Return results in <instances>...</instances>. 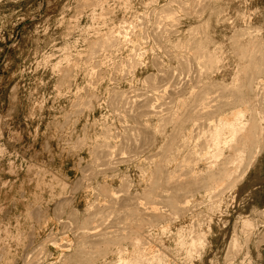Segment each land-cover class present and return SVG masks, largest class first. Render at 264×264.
Wrapping results in <instances>:
<instances>
[{"label": "rangeland", "instance_id": "1", "mask_svg": "<svg viewBox=\"0 0 264 264\" xmlns=\"http://www.w3.org/2000/svg\"><path fill=\"white\" fill-rule=\"evenodd\" d=\"M81 1H82V3H81ZM88 1H89L88 2L89 4H87V0H0V251L2 250V253H0V256H1L0 258L2 261L0 260V264H2V263L3 264H11L12 263L13 264L14 262H15L14 264H23L24 260H25L24 264H27L26 262L28 260L26 261V259L31 260L30 256H28V255H31V252L34 251V249L36 251V253L34 251V253L36 255L38 253L37 250L39 249V247L44 245V244L42 245V243H45L48 240L49 241L51 240V241L50 242L48 241L47 243H45V246L42 247L43 249L45 248V250H43L41 248L39 249V250L43 251V254L40 251V253L42 254V257H43L41 259L42 262L40 261L41 262L40 264H64V263L66 264V263H70V262H71L70 264H84L82 260L83 259L86 260L88 257H89L88 258L89 260L87 259L88 264L89 263H91V264H102V263L103 264H106V263L112 264V263H116V261L118 259V255H119V254H117L118 250H122L123 255H125L127 257H134L135 252H133V251L135 250L134 249L135 243H134V245L132 243L137 238L135 233L138 232V233L142 234L145 231L147 234L148 231L150 230V228H152V233L154 236V242L157 244V247L158 248L161 247L163 249L166 248L165 251L167 250V252H166V255H167L166 260L167 261L163 262V264H174V263L175 264H186V262H187V264H264V214H263V211H264V150H263L262 154L259 156V158L257 159V161L255 162V164L253 165V167L250 168V171L246 174V177L242 181H240L241 183L239 182L236 185L237 187H233V185L227 186L228 184L226 185L227 187H230V188L232 187L231 189L234 188L233 191L230 188H228V190H226V188H227L226 186H223L224 187L223 190H225V191L219 190V191H221V193L217 191L218 193L215 192L214 193L215 195L214 194L207 195L205 193V191H203L201 189H200V191H198V188L192 189L191 190L192 194H189L188 192L183 191V192H185V194L187 193L185 195L186 196L185 198L189 197L187 200L190 202L189 203L190 205H188L190 212H188L186 214H183L182 210L180 211V209H175V207L170 206L171 202H169L170 204L165 203L167 200H163L164 202L161 203L162 202L161 200L163 199L162 197L166 198V196L168 194L166 192H165L166 194L164 192H162L163 196L161 195V191H164L163 188H165V189L167 188L166 185H168L167 189L169 191H173L174 189L177 188L178 185L177 186L175 185L176 183H178V180L176 179L177 173H174V170L178 169V166L183 162V159H185V157L188 155V152L190 150L189 145L185 144L183 142V139L180 136L181 135H189L193 138V140L191 141V142H193L195 140V136L192 134L194 132L199 133V129L201 128V127H199V129L197 131L196 128L198 126H200L197 124H201V122H202V124H204L207 121V119L205 118V115H204V117L202 116V118H205L206 120L204 119V121L202 120L200 122L201 117L197 118L200 120H198L197 124L194 126V125H192L193 123L190 122V120H188V118L186 119V117L188 116L186 113L190 112L189 110L191 109V107H189V106L191 105V103L194 100L196 101V98L198 97V95H200L199 91L201 89L203 90V88L205 91V90H207V88L205 89V87L209 88V86L212 87L213 89L216 88V90L218 89V87H220L221 89L223 88L224 90H226V87H230V88L234 89V87H231V85L234 84L233 83L234 81L232 80L233 77L236 78L237 76H239V77H237L238 79L240 78L242 81H244V80L247 81V78L245 79V77H247L248 75L249 76L251 75L250 73L252 72V69L251 70L249 69L248 74H247V71H246V73L242 72L244 69L241 66H244L243 64H245V62H244L245 60L239 61L240 60L239 57H241L240 55L242 54V52H240L242 49V44H243L242 43L243 38L241 39L242 34H243L242 31H243V29H246L247 26L251 27L250 32H252V34L254 36H259L260 39L262 38V40L264 41V0H215L216 3L213 0H212V2H210L211 0H206V1H209L208 4L211 3L210 4L211 6L208 5L209 6L208 7L206 5L207 3H205V5L203 6V10L205 12H203V10L201 9L202 8L201 5L199 8L198 7L199 5L198 6L196 5L198 3H194L195 2L194 0H128V1L127 0H119L120 2L118 0H110V1L109 0H95V1L94 0H88ZM90 1H94V2L90 3ZM104 1L105 2L107 1L106 2L107 5L105 4ZM116 1H118V2L115 3ZM129 1H130V3H132V5L129 3ZM151 1H154L153 6L151 5L152 4ZM123 2H125V3H123ZM126 2H127V5H125ZM180 2H183L182 4H179L181 6L178 5V3H180ZM77 3H78L79 7L77 6ZM192 3L194 5H196L197 8L192 7V6H194V5H191ZM86 4L90 5V6L88 7ZM91 4H92V6H91ZM100 5L101 6L104 5V6L101 7ZM128 5L130 6L129 7L130 9L127 8ZM168 5H170V6H168ZM202 5H203V3H202ZM75 6H77V7L75 8ZM95 6L97 8L101 7V9L99 10V9L95 8ZM107 6H109V7H107ZM205 6L208 7L207 11L205 10L206 9ZM179 7H182V8H179ZM185 7H187V9ZM89 8H91V9L89 10ZM114 8L119 9V10H116ZM163 8H164V10L167 9L169 11H170V9L174 10L172 12L175 13L176 16L178 17L177 20L179 23L177 22V23H175L176 25H172L174 23L172 20H170V22L166 21L161 26L159 23H161L162 20L159 17V15H157V14H160L162 12L161 10H163ZM108 9L110 11L112 9V12L113 11H115V12L109 13V16H108V12H109ZM120 9H121V12H120ZM94 10L96 11V14H95ZM101 10H102V12H101ZM103 10H105L106 12L103 13ZM186 10L189 12H187ZM197 10H199L200 12ZM201 10L203 13L201 12ZM91 12L92 13L94 12V13L92 14ZM152 12L154 13V15ZM186 13H188L187 14L188 17L186 16ZM197 13L200 15L202 14L201 17ZM97 14H99V16L96 17ZM112 14H113V16L115 15L116 17L110 16ZM104 15H106L107 17ZM155 15H157V16H155ZM191 15H194V16H192L193 18H190ZM242 15H244L245 19L246 18L247 19L246 20L242 19ZM91 16H93V17H91ZM102 17H104L105 19L103 18V20H102L101 19ZM157 17L160 18V22L157 20V24H159V26L158 25L156 26L160 30L159 33H158L159 30L157 31L156 30L157 28L154 27L156 25L155 20ZM90 18H92V19H90ZM93 18H94V20H93ZM132 18H134V19H132ZM76 19H77V21H76ZM89 19H90V21H89ZM95 19H97V20H95ZM108 19L110 21H108ZM68 20H69V22H68ZM92 20H93V23H90V22H92ZM132 20L135 23L132 22ZM165 20L166 19H164V21ZM164 21H162V22H164ZM245 21H246V23H245ZM101 22H103V23H101ZM130 22H132L133 26L135 25V27H132V25H130ZM70 23H72V24H70ZM104 23H105V26L103 25ZM125 23L127 24L126 28H125L127 36H125L126 35L125 31H124V29H122L123 27H125V25H124ZM138 23L141 26L143 23L145 27L140 26L141 27L140 28L138 26L139 25ZM206 23H208V25ZM75 24H76V26H74ZM204 24L209 26V27L211 26L210 28L207 27V29H206L207 33H206V31L203 32L201 30L202 27L198 28V25L203 26ZM68 25H70V27ZM93 25H94V27H93ZM121 25H124V26H121ZM128 25H130V27L133 28L132 29L133 31L135 30L137 32V33L136 32L134 33L135 35L133 34V31L131 30V28L128 27ZM205 25L203 26L204 30L206 28ZM97 26H98V28L96 29L97 30V32H96V30L94 31L93 28H96ZM110 26H111V28H110ZM113 26L115 27V29ZM137 26H138V28H137ZM196 26H197V28H196ZM104 27H105V29H104ZM147 27H148V36L146 35L147 32L142 33L145 31L144 29H146ZM82 28H84V29H82ZM136 28L140 29V30H136ZM154 28H156V29H154ZM160 28H162V30ZM163 28H165L166 30L165 29L163 30ZM190 28H191V30L192 29H195V30L199 29L198 32H196L197 40L195 39L196 37L190 36L191 35L190 34V32H191ZM152 29L154 31H156L155 33H158L160 36H157L158 34L156 35ZM167 29H169L171 32H173V29H174L173 35H171L172 33L171 32L169 33V30H167ZM236 29H237V31H236ZM241 29H242V31H241ZM108 30L109 31L113 30L114 32L117 31L115 33L116 35L122 33V31L120 33H118L120 30L124 31L122 33V35H119L120 37L123 36V37H121V40L123 42L122 46L120 48H114V49L110 48L111 50L107 49L104 53H103L104 50L100 49L101 52L100 51L97 52L99 54H96V55L97 56L99 55V56H98V58H97V56L94 58L95 59V63H94V62H92V61H94L92 58L93 55L89 56V53L91 51L93 52V49H94L95 53H96L95 50L99 49V48L94 46L95 45L94 39L96 36H97L96 37L97 39L99 36H101V35L98 36V34L102 33V35H104L103 33H106V34L109 33ZM99 31H100V33H99ZM127 31H129V32H127ZM139 31H142V32L140 33ZM146 31H147V29H146ZM162 31L163 32L168 31V33L165 32L164 36H162L163 35L161 33ZM188 31H190V32L188 33ZM65 32H67V33L64 36ZM93 32H95V33H93ZM175 32H177V33H175ZM151 33H154L156 35L154 37L155 41L152 39L154 34H151ZM69 34H70V36H68ZM95 34H97V35H95ZM136 34H138V36ZM141 34H143V35H141ZM165 34H167V35L170 34V35L166 36ZM205 34H207V35L205 36ZM85 35H87V36L85 37ZM92 35H95V36L92 37ZM144 35L147 36L148 39H146ZM203 35L206 37L205 40H204L205 37ZM89 36H91V38ZM161 36H162V38H159ZM189 36L191 37V39L196 40V44H195V42L194 43L189 42L190 41V40H188ZM126 37H128V40H126V41L123 40ZM134 37H136V38L134 39ZM137 37L139 38V40H140V38L144 39L143 42H142V40H140V41L143 43V45L145 43L146 45H144V46H147L148 49H144V46L141 44V42L138 40ZM129 38H130V40H129ZM158 38L161 41V43H160V41L158 42V43H160V45L156 43L157 42L156 40ZM201 38H203V39L201 40ZM79 39L81 41H79ZM136 40H137L138 44L136 43ZM200 40H201V43L204 44L203 46H205V48L208 49L209 52H211V53L218 51L220 46L223 47V48L220 47V48H222V50L220 49V51H218L220 54L223 53V62L221 63L222 65L219 64L217 67V68H220V71H218L219 69H217V68H216L217 70L215 69V71L213 69L214 72L212 70L210 71V69H209L208 70L209 72H207L206 77L204 75L203 76L198 75L199 74L198 73L197 75L200 77V79L204 78L203 80L201 79L202 81L201 80L198 81L195 77L196 76L195 71H197L195 69L197 66L192 67L193 70L191 71V74H190V71L188 68L186 69V73H184L185 70L183 72H180L181 70H183V68L181 66L187 67V66H189L188 64L191 65L190 62H187L189 60H186V59H188L190 57L189 59L191 61L193 59V57H197L199 55V54H197L198 51L196 52V54L194 51L198 50L197 48H198V45L200 44ZM210 40H212V41H210ZM239 40H240V42H239ZM179 41L180 42H187L188 41L189 45L193 43L191 48H194V49L191 50V48H189L188 49L189 52H187L186 48H182L181 50H183V51H185V49H186L185 53H183L180 49H177V48L176 49L178 51L176 49L174 50L173 49V47H175L174 45L177 44ZM207 41H210V43ZM77 42H79V43H77ZM91 42L92 43L94 42L93 43L94 45ZM127 42H132V44L130 43V45L132 47ZM154 43H156L157 47L155 46ZM207 43L209 45H207ZM239 43H242V44H240V46H239ZM124 45H125V47H124ZM67 46H68V48H67ZM69 46H70V48H69ZM86 46L89 49L92 48V46H94L96 49L93 47V49L89 50ZM164 46H165V48L167 47L166 49L168 52L166 51ZM208 46H209V48H208ZM122 47H124V48H122ZM138 47L140 48V51L138 50L139 49ZM186 47H188V45ZM74 48L76 49V51ZM125 48H127V49H125ZM117 49H120V50L115 52V50H117ZM133 50H135V51H133ZM164 50L166 52H164ZM169 50H170V53H169ZM80 51H82V54ZM86 51H88V52H86ZM191 51H193V52H191ZM221 51H223V52H221ZM63 52H64V54H62ZM66 52L67 53L69 52V54L67 55ZM92 52H91V54L94 53V52L93 53ZM143 52H145V53H143ZM86 53L88 54V56H84V55H87ZM95 53H94V55H95ZM106 53H108V54L106 55ZM131 53H132V55H131ZM142 53H143V56H145V54H147V56L142 58L141 57ZM166 53H169V54H166ZM187 53H188V55H190V54L194 55L195 54V56H189L188 57V55H186ZM77 54H78V56H77ZM137 54L138 55L140 54V55L137 56ZM111 55H112V57H111ZM183 55H184V57H183ZM75 56H77L78 59ZM105 56L107 59L105 58ZM130 56L132 57V59H129V58H131ZM135 56L141 62L140 61L138 62V60L136 59ZM175 56H177V57H175ZM48 57H50V58H48ZM62 57L66 58V59H64ZM133 57H135L136 60L133 59ZM178 57L181 58L180 61H179L180 58L178 59ZM83 58L86 59V61ZM139 58H141V59H139ZM197 58H195V60ZM238 58H239V60H238ZM182 59H183V61H182ZM49 60H50V62H48ZM77 60H79L80 62L79 61L77 62ZM133 60H135V62L137 64L136 66H133L130 63L131 67L137 68V70L134 71V75H132L133 74L132 72L134 69L131 70L132 68L130 69V67H128V66H127L128 69L126 68V65L128 64V62H132V64H133ZM153 60L156 61L157 63H159L160 66H158V67H161L159 70L154 68L157 66V64H155L156 62L154 63ZM195 60H193V62H195ZM58 61L60 64H58ZM61 61L64 62L63 65H62ZM67 61H68L69 65L71 64L70 67H69ZM74 61H75L76 65L74 64ZM100 61H101V63H100ZM185 61L188 64L185 63ZM198 61L196 60L195 63H197ZM46 62H47V64H46ZM89 62H91V63H89ZM48 63H50L51 65H49ZM82 63H84V65ZM97 63L99 66L97 65V67H96ZM109 63H111V64H109ZM153 63L155 64V66ZM184 64H186V65L184 66ZM54 65H58V67H61V68L64 67V69L62 68V70H60L57 66H56L57 68L56 67L53 68ZM103 65H104L105 69H104ZM106 65L108 67L111 65L110 66L111 68L110 67L108 68ZM121 65H122V67H120ZM117 66H119L121 69L118 67L119 69L116 70ZM191 66H190V68H191ZM89 67H90V70H89ZM52 68L54 70H52ZM73 68L76 70H74ZM178 68L181 70L179 71ZM72 69H73V71H72ZM91 69L93 71H96L97 73L96 72H94L95 74L92 73ZM239 69H241L240 70L241 72L239 71ZM87 70L90 73H88ZM119 70H121V71H119ZM126 70L132 74H129V72L127 73ZM53 71H55V72H53ZM62 71L66 72V74ZM123 71H125V72H123ZM158 71H160V72H158ZM170 71H172V72H170ZM187 71H188V73H187ZM59 72H60V74H59ZM101 72H102V74H101ZM110 72H111V74H110ZM210 72H213V73H210ZM121 73H122V75H121ZM125 73H127V74H125ZM159 73H161V75H165V76H167V74H168L169 77L167 76L168 78H165L166 79V81H165L164 76L160 77ZM173 73H175L176 75ZM182 73L184 75L185 74H188V75L193 74L192 76L195 77L194 81L197 80V82L190 81V77L191 78H193V77L190 75L186 77V75L184 76ZM225 73H227V74H225ZM242 73H243V75H241ZM71 74H73V75L71 76ZM97 74H99L100 77ZM170 74H173V77ZM178 74H181L182 76L178 75ZM256 74H253L256 78L261 75L260 76L261 78L260 77L259 78L261 80H264V78H263L264 74H262V73H260V75H258L259 73H256ZM60 75H61V77H60ZM64 75L65 76L67 75L69 77L71 76V77L69 78L66 76V78H65ZM74 75H76V76H74ZM79 75H80V77H79ZM83 75H84V77H83ZM57 76L59 77V79ZM97 76H98V78L93 79V77L95 78ZM108 76L111 77V81H109L110 78ZM151 76L154 78H152ZM170 76L173 78L172 79L173 81L171 80ZM252 76H250V77H252ZM62 77L64 80L62 79ZM87 77H89V78L92 77V78H90V80H89V78H87ZM124 77H125V79H124ZM146 77H149V78L151 77L150 79L147 78L148 81H150V80L152 81L153 79L154 80L152 82H148L149 84L144 83V82H147ZM188 77H189V80L187 81ZM199 77H197V78H199ZM161 79H162V82L165 81V82H163L164 85L169 83V84H167L168 86H166L167 89L164 86H162L161 90L164 87V89H165V90L163 89L164 91L163 90L161 91L160 89H158L159 87H158L157 83L159 81L158 84H161L162 83ZM167 79H169V80H167ZM180 79H181V81H180ZM182 79H183V81H182ZM236 79H234V80H236ZM170 80H171V82H167ZM104 81H105V83H103ZM174 81L176 82L175 85H174ZM89 82H91V83H89ZM177 82H179L180 85H182V83H183V86L185 83L186 84L185 87L188 86V87H186L187 89H185V87L182 86L183 90H185L187 93L186 92L181 93L182 88L181 87L179 88V84ZM205 82H206V84H205ZM230 82H232V84ZM88 83L90 84V86L91 85L92 86L89 87ZM198 83H201V84H198ZM145 84L147 87L145 86ZM163 84H161V85H163ZM177 84H178V86H177ZM214 85H216V87ZM59 86H60V89H59ZM154 86H155V88L157 86L156 90L161 91V92L158 91L159 93H157L156 91H153L158 95L153 93L150 89ZM176 86L180 89V90L178 89L180 91V95L181 94L183 95V93L185 94L184 97H181L179 95L177 96L178 90H177V92L175 91ZM13 88H16V90ZM69 88H71V89H69ZM93 88L96 91L95 90L93 91ZM169 88H170V90H169ZM174 88H175V90H173ZM235 88H237V87H235ZM57 89H58V91H57ZM79 89H81V91L84 89L83 92L85 91L86 93L85 92L80 93V91H78ZM193 89H195V90L193 91ZM213 89H211V90L213 91L212 93L214 94L215 98L212 95V93H210L211 92L210 90H207V92L210 91L209 95L210 96L212 95L211 96L212 99L214 98L213 99L214 101L212 100L214 102V106H217L215 103H217V102L219 103V101H222V99L220 100L219 97L221 96V98H223L224 97L223 95L226 96L228 92L226 91L227 92L226 93L223 89L222 90L218 89L217 91L221 92L220 96H219V95H217L219 92L216 91L217 93L215 92L216 93L215 94L214 93L215 90H213ZM233 89L231 90L232 94H230V95H234ZM12 90L13 91L15 90V91L13 92ZM98 90H99V92H98ZM171 90H173V92H171ZM202 90H201V95H207V94H205V92H202ZM227 90L229 91L230 89L227 88ZM236 90H237V92L240 93L239 88ZM61 91H62V93H61ZM133 91L137 92V94ZM165 91L167 93L168 92L169 93L167 94V93H165ZM15 92H17V93H15ZM77 92L79 93L78 94L79 96L76 95V100H75L73 98H75V94H77ZM140 92L142 93V95L143 94L144 95L141 96ZM162 92H164L165 95H163ZM189 92H190V94H189ZM194 92H196L198 94H196ZM222 92H224V93H222ZM237 92L236 93L234 92V93L237 95ZM127 93H128V95H127ZM145 93H147L149 95L147 96V94L145 95ZM202 93H204V94H202ZM58 94H62V95H60L62 98ZM84 94H85V96H84ZM86 94H88V96ZM117 94H121V96L123 95V97H121L122 99H119L116 103V101L113 102L112 99L117 100V98L120 97V96L117 97ZM138 94H140V95H138ZM178 94H179V92H178ZM124 95L125 96L127 95V96L124 97ZM150 95L152 98L150 97ZM173 95H174V97H173ZM187 95L188 96L189 95L194 96L195 98L191 97V96L188 97ZM55 96H58V97L56 98ZM92 96L93 97L95 96V97L93 100H90L91 99L90 97H92ZM114 96L117 98L115 99ZM131 96H132V100H130ZM136 96L137 97L140 96V98H135ZM145 96H147V100H150V98L152 100L157 98V100H155L154 102H151V103L156 104V105L155 104H153V105H154V107H156L155 109L158 111H159V109H158L157 104L162 103L163 100L165 102L167 101L166 104L168 105L167 108L169 107L168 109H170V107L173 104V107H171L173 112L171 111V109L167 110V112H171L169 114L166 113L165 110L162 111V109H167L166 104L163 102L165 108H164V106L162 108V105L160 106V104H159V107L161 109L160 111L164 112L163 115L165 113H166V115H164V116L160 115V117H159L158 115H156L158 111H156L153 108V111L154 112L156 111V113H155L156 116L153 117L152 114L150 115L151 112H148V115H150L149 116L150 119H148V117H147L148 115L144 116L145 114H147V113H144V112H147V111H144L146 109L143 110V107H141V106H144L145 103H146V105L144 107H147V105H149V104H147L146 98H141V97H145ZM210 96H209V98H210ZM216 97H218V101H217ZM34 98L35 99L37 98V99L35 100ZM38 98H40V99H38ZM95 98H97V99H95ZM123 98L128 99L127 101L130 100V104H129V102L127 103V101H125L126 99L123 100ZM174 98L176 100H174ZM55 99H56V101H55ZM77 99H80V101H78ZM138 99H141V100L143 99L142 100L143 102L146 100V102H144V105H141V103L143 104L142 101H141V103H140V100L138 101L140 104V106H138V107H140L139 111L141 112L139 116L142 115V112L144 113V115H142V117L143 116L144 117L142 119L140 117L141 121H139L140 120L138 118L139 116H137V114H139L138 113L139 111H137L138 110L137 109V105H138L137 100ZM158 99H159V102H158ZM178 99L181 101H179ZM210 99H209V101H211ZM59 100H60V102H59ZM134 100H136V101H134ZM152 100H150V101H152ZM85 101L86 102L89 101L91 103L89 104V102L86 103ZM123 101H124V105L126 103V105L128 104V106L125 105L126 106L125 107L123 105ZM132 101H133V104H131ZM150 101H148V103ZM156 101H157V103H156ZM182 101L185 102V106H184V104L181 103ZM195 101L192 104H195ZM212 101H211V103H212ZM52 102L53 103L56 102L57 104L54 103V105H53ZM112 102L116 103L117 106L119 104V106H118L119 108L117 106L114 107L115 104L112 106V104H113ZM168 102L171 103V105ZM72 103H74V104L76 103L75 105L78 104L77 105L78 108H77V106H74V104H72ZM84 104H86V105L89 104L90 106L92 105L93 108L90 107V110H89V108L87 109V106L89 107V105L86 106ZM209 104H210V102H209ZM36 105H38V106H36ZM41 105H42V108H44L45 110L44 109L41 110ZM122 105L125 107V109ZM130 105H135V109L131 108L132 109L131 111L135 112V113L131 112L132 116H130V114H129L130 113L129 112ZM174 105H175V107H174ZM176 105H177V107H176ZM81 106H83V107H81ZM191 106H193V105H191ZM69 107L70 108L73 107V108L70 109ZM75 107L77 108V110ZM186 107H187V109H186ZM210 107H213V105L211 104ZM60 108H61V110H60ZM112 108H113V111H111ZM117 108L119 109V111L117 110ZM147 108H149V107H147ZM213 108H214V110L216 109L215 107H213ZM213 108H211L212 111H214ZM33 109L35 110V112H33L34 111ZM54 109H57V110L54 111ZM68 109H70V112L68 111ZM83 109L85 110V111H83L84 114L80 113V112H79L80 113L79 114L78 111L82 112ZM9 110L13 113H10ZM71 110H74V112ZM125 110H127L129 113ZM176 110H177V113L181 112V114L178 113V118H180L182 120H180V119L175 120L176 118L173 119V117L170 115V114H172L174 116V114H175L174 111H176ZM208 110L211 111L210 109H208ZM136 111H137V114H136ZM160 111L158 112V114L160 113ZM184 111L186 113H184ZM31 112L34 113V114L33 113L32 114H33V118H35V119L32 118ZM76 112L78 113V114H76V116L78 115L77 117L74 116ZM124 112L125 113L127 112L126 115ZM154 112H153V114H154ZM208 112L206 111L205 114H207ZM62 113H63V115H62ZM37 114L40 116H38ZM116 114H117V116H116ZM127 114L129 117L132 118L131 120L129 117H127ZM167 114L170 116L168 117ZM121 115L123 118L125 117L126 119L125 118L121 119V117H119V119H118V116H121ZM68 116H70V117H68ZM72 116H74V117H72ZM157 116H158V118H156ZM166 116H167V118H166ZM182 116H185L184 117L185 122L183 121L184 118ZM27 117H29V118H27ZM163 117H165V118H163ZM75 118H77V119H75ZM133 118H135L139 121L138 122L136 120L138 122L139 126H137V124H136L137 122H135V119H134V123L132 122ZM145 118H147V119H145ZM168 118H170V122L173 119L171 122L172 124L169 123L170 126L167 125L169 122ZM164 119H166V120L168 119L167 124H165L167 128L164 125L166 131L164 129H162L163 125L161 127H159L161 121H163ZM65 120L66 121L69 120L68 125H67V122ZM178 120H179V122H178ZM186 120L189 121L187 126L185 124V123H187ZM50 121H52V123ZM182 121H183V124L179 125V126H182V125L185 126V127H182V129L180 127L182 134L180 136H177L178 134L175 136L174 133H175V131H177V127H179V126H177L175 128V124L181 123ZM64 122H66V125L64 124ZM124 122H125V124H124ZM207 123L209 124L208 121H207ZM207 123H206V125H207ZM63 124H64V126H63ZM94 124H96V125H94ZM100 125L101 126L103 125V126L100 127ZM141 125H143V127ZM204 125H201V126L204 127ZM86 126H87V130H84L86 128ZM123 126L125 128L131 126L130 129L132 128L133 132L135 129H137V131L135 130V133H134V135H136V137L134 135L132 136L133 132L130 135V137L131 136L132 137L129 141V144H132L135 141V139L138 138V135L140 134L139 139H137V140L139 141L140 138H142V136H143V138H146L147 140L145 141V139L142 138L141 141L144 140L143 142L146 145L149 144L150 141L152 140L151 144L153 145V143H154L153 146L151 145L152 148L150 149L149 147H151V146L147 145V147L150 150L147 152V150L144 148V150L146 152L142 151L143 146L145 147L146 145L142 144L143 142H141V141L138 142L137 140H136L137 141L136 143H139V144L141 143L143 145L142 146L141 144L140 145L138 144L139 147L140 146L142 147V148H139V151H142V152H139L137 150L138 149V147H136L137 144L133 143L134 146L131 145V147H130L129 144L127 143V137L129 136L127 134H129V132L131 133V130H127L129 128H126V130H127L126 131L125 128L123 129ZM134 126H136V128ZM63 127H64V130H63ZM68 127H69L70 131L68 129V132H67ZM108 127L111 130L108 129ZM141 127H142V129H141ZM144 127H146L147 129ZM194 127H196V128H194ZM138 128L141 129V131L138 130ZM158 128L159 129L161 128L165 133L163 131H160L161 129L159 130ZM55 129L58 131L57 133H56ZM61 129H62L63 133L61 132ZM106 129H108V132H110V133L106 132L107 131ZM47 130L50 132L49 135H48ZM88 130H90V131H88ZM124 130L127 132V134L124 132ZM142 130L144 131V133H146V130H148V131L150 130V131L149 132L147 131L149 134L146 133L143 135ZM173 130H174V133H172ZM180 130H179V133H180ZM64 131H66V132H64ZM92 131L94 134L92 133ZM117 131H119L120 133H118V135L117 134L115 135V133H117ZM138 131H140L141 133H139ZM70 132H71V134H69ZM137 133H139V134H137ZM154 133H155V137L152 136V135H154ZM176 133H178V132H176ZM198 133H195V135ZM51 134H52V136H50ZM54 134H55V136H54ZM56 134L58 135L59 138L57 137ZM109 134L110 135L113 134V135L111 136V138L108 139V137H110ZM122 134H124V135H122ZM150 134H152L151 138H155L156 141L149 137ZM89 135H91V136H89ZM94 135H96V136L94 137ZM105 135H106V137L103 138ZM120 135H122V136H120ZM146 135H148V136H146ZM169 135L172 138L176 137V139H178V141L176 139L172 140L171 138H169ZM62 136L65 138H63ZM115 136L122 137V138H117ZM124 136H125V138H124ZM69 137H70V140H69ZM100 137H102V138H100ZM130 137H128V139ZM133 137H135V139H133ZM177 137H180V138H177ZM197 137H198V135L196 136V142H197V140L200 141V138H201V137H199V139H198ZM116 138L118 139V141L116 140ZM97 139H99V141H97ZM105 139L109 142H106ZM119 139H120V141H119ZM148 139H149V142H147ZM170 139L173 142H174V140H176L174 142L175 144L172 141H170ZM45 140H47V141H45ZM49 140L51 143L49 142ZM71 140H72V142H71ZM78 140H80V141L77 142ZM84 140H85V142H84ZM114 141L117 143L115 144ZM124 141L126 143V146L123 145ZM169 141L173 143V146H174V147L172 146L173 149L176 148L178 145H180V146L177 147L175 150H173L170 146L172 144H168ZM68 142L70 145L68 144ZM75 142H77V143H75ZM104 142L107 144V145H105V147H107V148H105L103 153L101 151L103 149H100L101 152L99 154L98 149L101 147L102 148L104 147L103 146V144H105ZM196 142L194 141L192 143V145H194ZM78 143L79 144L82 143L81 148H80V146H78L79 145ZM120 143L124 147H121ZM176 143L177 144L179 143V144L175 147ZM84 144H86V146ZM90 144H92V145H90ZM108 144L110 146L109 148H112V152H114V153H111L112 155L110 154L112 157L107 155L110 153V150H111V149L109 150ZM127 144L130 148H128ZM167 144H168V146H170L169 149L167 148L168 146H166ZM46 145L48 146V150H47ZM58 145L60 147H58ZM76 145H77V147H76ZM163 145L168 149V151L170 149H171V151L173 150L174 153L171 152V154L173 153L174 155L173 154L172 155L166 154V153H170V151L169 152H163L162 150H165ZM97 146H99V147H97ZM74 147H76V149ZM78 147L80 148L79 150H78ZM115 147H117V149L121 150V151H123V150L127 151L128 149H131V148L132 149L134 148V149H133V151H132V149L128 150L129 152L127 151L126 158H123L125 156L123 154H126V151L125 152L123 151L124 152V153L122 152L123 154L117 153V155H114V154H116L115 152L118 151ZM60 148H61V150H60ZM95 148L98 151L97 154H96V151H94L95 153L92 151L93 149L96 150ZM73 149L75 150V152ZM177 149H181L184 152H182L181 150H179L177 152L176 151ZM114 150H116V151H114ZM134 150H136L137 154L140 153V155L138 154L136 157ZM49 151H51L52 153ZM121 151H118V152H121ZM107 152H109V153H107ZM130 152L131 153L134 152L135 155L129 156L128 153H130ZM44 153H46L47 155ZM59 153H61V154H59ZM104 154H106V156L110 157L111 159L108 158L106 161V159H105L106 156ZM120 154H122L123 156H120ZM163 154L167 155L168 157L163 155ZM98 155H100V156L103 155L105 157L104 158L100 157L98 159L97 158ZM113 155H114V159H113L114 167L116 166L117 170L114 167L113 168L111 167L113 169V172H112V170H111V172L110 171L107 172L108 169H106V168L105 169L107 171H103L104 168L99 169V167L102 168V166L104 165V161H105V165H106V162H108L107 163L108 166H106V167H108L110 170L111 168L109 166L112 164ZM155 155H157V156H155ZM50 156H51V159H50ZM95 156L98 160L101 159L99 164L97 163L98 160L96 162V159L94 158ZM116 156L122 157V159L125 160L124 163L127 161L126 159L131 158V156L133 158H135V157L136 158L135 159L131 158L132 163L130 162V159H128L129 164L127 163L128 164L127 165L125 163V165H124L122 162L123 160L119 158L121 161L120 162L118 157H116ZM127 156H129V157H127ZM162 156H164L165 159H169L170 163H168V164L163 163L166 160L163 161L164 157H162ZM60 157H62V158H60ZM66 157L68 159H66ZM71 157H72V159H71ZM77 157H79V158H77ZM149 157L151 158V161H149V159H150ZM152 157H155V160ZM137 158L139 160L136 161ZM77 159H79V160H77ZM49 160L51 163L49 162ZM158 160H160V163L162 164V165L161 164L160 165L163 166L164 171L169 168L167 171H165L164 175L166 174V176L163 175V177H162L163 179L167 178V180H168V178H169L167 176L168 174H173V173L176 174L175 176L173 175L175 177V179H174V177H172L173 181L176 182L175 184L172 183L173 190H170L171 189L170 184L172 182V179H171V181H168L169 184L168 183L164 184L165 187L163 186V188H162V185H161L162 190L161 191L158 190L160 192V194L158 192L159 197L156 196L157 193L153 192V187H152V186H154V184H152V183H156L155 186H157V184H159V182L161 181L160 180L161 177L159 175H158L159 176L158 177L156 174V172H157L156 166L157 167L160 166ZM173 160H175V161H173ZM44 161H46V162H44ZM79 161H81V162L79 163ZM161 161H163V162H161ZM117 162H120L119 164H121V165L118 166V164H115ZM47 163H50V165ZM100 163L102 164V166ZM86 166L88 167V170H86L87 172L88 171L91 172V170L93 171L92 166L94 167L95 171L91 172V174L92 173L94 174V177L91 175L93 178L92 180H91V176L89 175L90 173L88 172V174H87V172L84 171L86 169L85 168ZM112 166H113V164H112ZM89 167H91V170ZM245 169L246 168H244V166H243V168L241 169L242 172H239V173L242 174L243 170H245ZM180 170H181V168H180ZM83 171L86 172V174ZM100 171H103V173L101 174ZM145 171H146V175H145ZM81 172H83L84 174ZM176 172H178V171L176 170ZM180 172L181 173L178 174V179H180L179 176H181V178L184 177V173H182L183 170H181ZM96 173L97 174L100 173L101 175L99 174V177L95 178V176H97ZM82 174L85 176H82ZM182 174H183V177H182ZM86 175H88V176L86 177ZM88 177H89V179H88ZM153 177H154V179H156L155 177H158L159 179L158 178L157 179L160 181L158 183L150 181V179L154 180V179H152ZM238 177L239 176L237 175L236 180L238 179ZM66 178L69 180H67ZM188 178H187V176H185V178H183L185 181L182 179V181L180 180L181 183L186 182V179H188ZM88 181H90V182H88ZM77 182L78 183L80 182L82 185L81 184L79 185ZM123 183L124 184L127 183V185L129 183L131 185L130 188H128L129 185H128V187H126L127 185L125 184L126 185L125 186ZM148 183H150V184H148ZM66 184L68 185L67 188H65ZM78 185L80 186L81 190L79 192H76L75 190H77ZM90 185H92V186H90ZM123 185L125 188L123 187ZM74 186L76 187V189ZM79 186H78V188H79ZM88 186H90V187L88 188ZM99 186H101V187H99ZM102 186L107 187L106 189H109L111 192L109 191L110 193L106 194L104 192V189L102 191ZM159 186H160V184H159ZM169 187H170V189H169ZM123 188H124V193H123V191H121V190H123ZM126 188L129 189V192H126V190H127ZM157 188H158V186H157ZM158 189H160V187ZM99 190L101 191V193L103 195L104 194L106 196L108 195L107 197H110V199H108L107 197L105 199L104 198L105 196H102L100 193H98V198L95 200V198L97 196L96 193L99 192ZM118 190L122 192L121 196L124 197V199H125L126 193H127V195H130V197H129L130 200H132L134 197H136L138 199V197L140 195L139 198L141 199V197H142L144 202H142L139 199L136 200V198H135V201H137L138 204L143 203V204H139V205L136 204L137 206H144V203H147V204H145V206L143 208H149L151 206V208L154 210H156L155 208H156V206H158L156 212L163 214L162 216H164V217H161V218H163L162 221L159 220L160 217L159 218L155 217L154 218L155 220L153 218H152L153 219L152 220L151 218L146 217V218L142 219L144 224L142 222H141L142 224L138 223L139 220H141V219L137 220V218H135V217L134 218L136 219L137 222L134 221L132 219V217L136 213L133 214L132 211L125 209L126 206L124 205L125 204L124 199L122 200L120 198L121 196L119 194H121V193ZM147 190L150 191L151 194L153 192L154 195L152 194V196H151V194ZM72 191L74 192L76 197L73 196L74 194L72 193ZM145 191L148 193L146 194ZM165 191H167V190H165ZM169 191H167V192H169ZM174 191H176V190H174ZM174 191L169 192V193H171V195L170 194H168V195L171 197L167 196V198H169V199L172 198L173 193H176L177 195H179L180 198L182 197V196H180L181 191H177L178 193L174 192ZM191 191H190V193H191ZM70 192L72 195L70 194ZM115 192H118L119 194L115 193ZM193 192H195V193H193ZM23 193H25V194H23ZM112 194H114V195H112ZM115 194L117 196H115ZM145 194L150 195L151 199L148 198L149 196L148 197L145 196ZM110 195H112L114 197V201H112L114 203L116 202L115 200H117V197H118V199L120 198V200H117V202H116V203H118V205L115 203L116 207L118 206V208L120 207V209H121L122 206L120 204H123L122 209L124 211L127 210L126 211L127 215H126V212H124L123 210L120 211V209H118V208H117L118 210L115 209L114 203H111V201H110L112 198V196H110ZM216 195L218 197L220 196V199ZM100 197H101V199H100ZM152 197H153V199H152ZM214 197L218 198L220 200V207H221L220 211L210 210L212 202L215 201ZM69 198H70V200H69ZM182 198H181V200H182ZM169 199H168V201H171ZM37 200H39V201L37 202ZM112 200H113V198H112ZM121 200L123 201V203H119V201L122 202ZM127 200H128V198H127ZM127 200H126V202H129ZM151 200H152V202H151ZM57 201H59V202H57ZM60 201H62V202H60ZM69 201H70V203H69ZM133 201L134 200L129 202V203L132 202V204H130V206L132 205V207L135 204V201L134 202ZM139 201H141V202H139ZM157 201H158V204L160 206L157 204ZM71 202L73 203L72 205H71ZM59 203H62L63 207H64V205L65 206L67 205L66 203L69 204L68 206H70V205L71 206L70 207L66 206L65 208H62V210L64 209L63 211L58 210V209H57L58 211H56L55 206H58ZM129 203H127V204H129ZM153 203L156 204V206L154 204L155 208L152 207ZM13 204L15 207L13 206ZM110 204H112V206ZM61 205H59V207H57V208L61 209V207H62ZM92 205H95V206L92 207ZM146 205H147V207H146ZM165 205H167V206L165 207ZM90 206H91V208H90ZM97 206H100V207H98L99 210H102V209L104 210L105 209L104 207H106V208L112 207L113 212L112 211L107 212V210L105 209L106 211L102 210L103 211V214H102L101 211H99L101 213V215L103 216V217H101L99 212L95 211V210H98ZM162 206H164V209L162 208ZM30 207H32V208H30ZM40 208H41V210H40ZM93 208H95V209H93ZM110 208L108 210H111ZM37 209H39V210H37ZM130 209H132V208H130ZM158 209H160V210H158ZM161 209H163V210L161 211ZM88 210H90V211L88 212ZM44 211H46V212H44ZM55 211H56V213L58 212L57 214H58L59 218L62 217L61 220L58 221L59 218L56 219L57 214L54 213ZM59 211H61V214H62V212H63V214H64V212L66 214H64V216L62 215L60 217ZM128 211L132 212L133 216H128V215H131V213H129ZM159 211H161V212H159ZM70 212H72V215ZM73 212H74V215H73ZM77 212H78V214H77L78 216L75 214ZM94 212H98L101 219L98 217L99 215H97V213H94ZM38 213H40V214H38ZM112 213L114 214V216ZM115 213L118 216L119 215L120 216L119 217L116 216ZM180 213H182V215H184V217L182 215H180ZM37 214H38V216L39 215L41 216V219H43L45 217L46 218L41 220V219H39L40 217H38ZM69 215H70V217L68 219ZM104 215L105 216L111 215V216L107 220V217H105L106 218L105 219ZM71 216L73 218L75 217L76 221L75 220L74 221L78 222L77 225L75 224V222H74V224H75L74 225L73 221L70 220V219H72ZM125 216H127V217H125ZM93 217H96L97 220L99 218L102 223L105 221L106 224L105 223H103V224H105L106 226L105 227L102 226L101 228H99L98 226L101 222L97 221L96 219L94 220ZM114 217L116 219H117V217L118 218L122 217V219L124 218L125 221L123 219V225H122V219L121 218H120V220H121L120 221L121 225H120V223L119 224L116 223L117 221ZM110 218H111V220H110ZM157 219L160 222L156 221ZM247 219L250 222H252L254 225L253 230L251 232H249L252 234H249V233L244 234V232L242 231V229H243V227H242L243 223L242 222L244 220H247ZM39 220H41L40 223L38 222ZM88 220L93 222V223L94 222H96V223L98 222V223L97 224L92 223L93 225H91L89 223V225H91V227H92L91 229L94 231H93V233H91L92 230H90V226H88L89 227L88 229L90 230L89 234L91 233V236L90 235H88L87 237L85 236V240H88V241H85L83 239H82L83 241H81V239L79 237H77V234L80 236V233H81L80 232L81 228H79V227H83V226L86 227V225H88V223H87ZM109 220H110V222H108ZM150 220H152V221H150ZM67 222H68V224H67ZM85 222H86V224H85ZM151 222L154 224H152ZM102 223L100 225H102ZM111 223H112V225H111ZM107 224H108V227H107ZM137 224H140V225H137ZM62 225H65V226H62ZM67 225L70 227L67 228L68 227ZM109 225L112 227V229L114 228L113 230H109V231L112 233H115V239H114V237H112L113 236V235H111L112 233H110L109 235L106 234V233H108L106 231V228L111 229V227ZM118 225L122 226V228L123 227H126V228L122 229L120 226L118 227ZM142 225L145 228L141 227ZM151 225H152V227H151ZM95 226H96V228H95ZM153 226L155 229L153 228ZM44 227H45V229H44ZM97 227L99 229H103L104 230L103 234H105V236L106 235L109 236V237L106 236L107 239H110L113 242V243L111 242L112 244L111 243L106 244L107 243L106 239H102V240H105L104 244L106 245V249L107 250L109 249L107 252V256H105V257H103V255L105 254V252L107 250L104 249L105 245L102 244L103 241L100 240V242H102V243H100L97 238H93L91 241L92 235L94 233L98 236L101 234V232H103V230L99 231V229H98L99 232L97 231L98 232L97 233L95 231V229L97 230ZM140 227L142 229H144V230H142L143 232L142 231L140 232V230H141ZM78 228H79V230H78ZM182 228H185L186 230H189L191 228H194V229L196 228L197 231H199V232L203 231L206 233L209 231L207 234L208 235V237H207L208 243H207L206 248L203 251H201V253H202L201 257H200V255L196 254L195 256L190 258L186 254L187 253L186 250L184 248L182 249L180 246H178L179 237H178L177 233H179V230ZM41 229H42V232H40ZM65 229H67V230H65ZM82 230L83 229H81V231ZM88 231L85 232V230H84V232H83L84 235H86L85 233L88 234ZM83 233H81V238H84L82 235ZM116 234H118L120 236V238H122V239H126V238H130V239H129V241L127 239L123 240V242L126 241L127 243L124 242L122 244L121 240L120 241L118 240L119 243H116V242H118V241H116V237L118 236V235L116 236ZM141 234L139 236H141ZM29 235H30V237H29ZM50 235L52 237H54L55 240H53ZM96 235H93V237L94 236L96 237ZM235 235H237V236H235ZM119 236H118V239H120ZM135 236H136V238H135ZM101 237L103 238L104 236L102 235ZM106 237H104V238H106ZM234 237H237V239H238V246L237 247L233 246ZM88 238L93 243L92 244L93 246L89 245L87 243V242H90ZM77 239H80V240H77ZM93 240L95 242L97 241L96 243L97 244L99 243L100 247H98L99 244L96 245L95 242H93ZM114 240H115V242H114ZM28 241H30L32 243H30ZM33 241H34V243H33ZM78 241H80L81 243H78ZM51 242L53 243V245ZM85 242L88 244L87 247H85L86 244L84 245ZM81 244L84 246L82 247ZM101 244L104 246V248H103V246L101 248ZM115 245H117V246H115ZM122 245H123V247H122ZM76 246H81V247H78V252H79V249L82 250L81 248H83V249L87 248V249L80 251V255H78ZM90 246H92V247H90ZM110 246L112 248H110ZM6 248H8V250ZM92 248H93V253L91 252ZM121 248H123L125 250H123ZM132 248H133V250H132ZM96 249H99V250L96 251ZM100 249H102V250L104 249V252L102 250L100 251ZM3 250L5 251V253H3L4 252ZM46 250H47V252L44 253ZM110 250H111L112 254H111ZM94 251H96L97 253L100 251L101 253L99 252L98 254L97 253L94 254ZM7 252H8V254H7ZM84 252H85V256H86V253H87V255H88V253L94 254L93 258L95 257L96 254H97V256L94 258V260L91 256V254H89L88 257L86 256L87 257L86 258V257H84ZM40 253H38V254H40ZM75 254H77V255H75ZM81 254H82V256H81ZM99 254H101V256L103 258ZM35 255L33 254L34 257H35ZM168 255H169V257H168ZM38 256L40 257L41 255H38ZM38 256H37V259L40 260L41 257L38 258ZM76 256L77 257L80 256L79 261L75 260V259H77ZM98 256H100V257H98ZM114 256H116V257H114ZM34 257H31V258L34 260ZM81 257H84V258L82 259ZM193 258H195V259H193ZM72 259H74L75 262L71 261ZM35 260H36V257H35ZM39 260H38V264H39ZM80 261H82V263ZM35 262H37V260ZM35 262H33V263L37 264ZM84 262H86V261H84ZM30 263L31 262L28 261V264H30ZM33 263H31V264H33Z\"/></svg>", "mask_w": 264, "mask_h": 264}, {"label": "bare ground", "instance_id": "2", "mask_svg": "<svg viewBox=\"0 0 264 264\" xmlns=\"http://www.w3.org/2000/svg\"><path fill=\"white\" fill-rule=\"evenodd\" d=\"M95 1V0H94ZM94 1H90V3L91 2H94ZM110 1V0H109ZM119 1V0H118ZM118 1H116L115 3H117ZM128 1V0H127ZM195 2L194 3H198V4H196L199 8H200V5L202 6V10H203V6L205 5V3H207L206 5L208 6V5H210L211 3H209L208 4V2L209 1H206V0H194ZM206 1V2H205ZM213 1H215V0H213ZM89 1L87 0V4H89L88 3ZM105 2V1H104ZM107 2V1H106ZM105 2V4L107 5V3ZM120 2V1H119ZM153 2L154 1H151V5L153 6ZM210 2H212V0L210 1ZM75 3V2H74ZM81 3H82V1H81ZM86 3V2H85ZM96 3V2H95ZM123 3H125V2H123ZM129 3H130V1H129ZM183 2H180V3H178V5L179 4H182ZM202 3H203V5H202ZM215 3H216V1H215ZM86 4V5H87ZM114 4V3H113ZM122 4V3H121ZM131 5H132V3H130ZM129 4V5H130ZM185 4V3H184ZM183 4V5H184ZM188 4V3H187ZM82 5V4H81ZM125 5H127V2H126V4ZM128 5V7L127 8H129L130 6ZM147 5V4H146ZM189 5V4H188ZM191 5H194L193 3L191 4ZM196 5H194V6H192V7H196L197 8V6ZM77 6H78V3H77ZM77 6H75V8L77 7ZM88 7L90 6V5H87ZM91 6H92V4H91ZM101 6V5H100ZM102 6H104V5H102ZM101 6V7H102ZM116 6V5H115ZM121 6V5H120ZM148 6V5H147ZM168 6H170V5H168ZM179 6H181V5H179ZM187 6V5H186ZM211 6V5H210ZM215 6V5H214ZM79 7V6H78ZM86 7V6H85ZM101 7L100 8H97L96 6H95V8H97V9H101ZM107 7H109V6H107ZM112 7V6H111ZM117 7V6H116ZM119 7V6H118ZM209 7V6H208ZM208 7H206L205 6V10L207 11V8ZM87 8V7H86ZM92 8V7H91ZM91 8H89V10L91 9ZM120 8V7H119ZM126 8V9H127ZM132 8V7H131ZM170 8V7H169ZM168 8V9H169ZM179 8H182V7H179ZM186 9H187V7H185ZM184 8V9H185ZM195 8V9H196ZM198 8V9H199ZM64 9V8H63ZM88 9V8H87ZM110 9V8H109ZM108 9V10H109ZM113 9V8H112ZM112 9H111V11L109 10V12H108V16H109V13H111L112 12ZM114 9H116V8H114ZM130 9V8H129ZM78 10V9H77ZM107 10V11H108ZM116 10H119V9H116ZM155 10V9H154ZM157 10V9H156ZM202 10H201V12H202ZM75 11V10H74ZM79 11V10H78ZM95 11V10H94ZM162 11V12H161ZM160 12V14H157V15H159V17L161 18V20L162 21H164V19H166L164 22H162L161 21V23H159L160 22V18L159 17H157L156 18V25L154 26V27H156L157 25L159 26V24L162 26L166 21H169L170 22V20H172L173 21V23L174 24H172V25H176L175 23H177L178 22V20H177V16H176V14L175 13H173L172 11H174V10H171L170 9V11L169 10H164V8H163V10H161ZM187 11V10H186ZM193 11V10H192ZM197 11H199V10H197ZM89 12V11H88ZM101 12H102V10H101ZM104 12H106L105 10H103V13ZM115 11H113L112 13H114ZM120 12H121V9H120ZM125 12V11H124ZM127 12V11H126ZM154 12V11H153ZM152 12V13H153ZM156 12V11H155ZM187 12H189V11H187ZM200 12V11H199ZM203 12H205L204 10H203ZM202 12V13H203ZM66 13V12H65ZM77 13V12H76ZM82 13V12H81ZM80 13V14H81ZM92 13V12H91ZM90 13V14H91ZM94 13V12H93ZM92 13V14H93ZM118 13V12H117ZM135 13V12H134ZM75 14V13H74ZM79 14V13H78ZM83 14V13H82ZM95 14H96V11H95ZM94 14V15H95ZM101 14V13H100ZM188 13H186V16L188 17V15H187ZM193 14V13H192ZM198 14V13H197ZM239 14V13H238ZM76 15V14H75ZM89 15V14H88ZM102 15V14H101ZM100 15V16H101ZM153 15H154V13H153ZM157 15H155V16H157ZM190 15V14H189ZM198 15H200V14H198ZM197 15V16H198ZM202 15V14H201ZM201 15H200V17H201ZM237 15V14H236ZM82 16V15H81ZM80 16V17H81ZM97 16H99V14H97L96 15V17ZM103 16V15H102ZM104 16H106V15H104ZM110 16H113V14L112 15H110ZM115 16V15H114ZM113 16V17H114ZM119 16V15H118ZM192 16H194V15H191L190 16V18H193ZM241 16V15H240ZM77 17V16H76ZM79 17V16H78ZM91 17H93V16H91ZM107 17V16H106ZM112 17V18H113ZM116 17V16H115ZM199 17V16H198ZM95 18V17H94ZM94 18H93V20H94ZM103 18L104 17H102L101 19L103 20ZM164 18V19H163ZM197 18V17H196ZM90 19H92V18H90ZM90 19H89V21H90ZM105 19V18H104ZM132 19H134V18H132ZM182 19V18H181ZM180 19V20H181ZM242 19H245V16L244 15H242ZM247 19V18H246ZM245 19V20H246ZM64 20V19H63ZM93 20H92V22H90V23H93ZM95 20H97V19H95ZM99 20V19H98ZM157 20L159 21L158 23L159 24H157ZM184 20V19H183ZM71 21V20H70ZM76 21H77V19H76ZM108 21H110L109 19H108ZM113 21V20H112ZM116 21V20H115ZM126 21V20H125ZM209 21V20H208ZM68 22H69V20H68ZM67 22V23H68ZM104 22V21H103ZM103 22H101V23H103ZM122 22V21H121ZM132 22H134L133 20H132ZM132 22H130V25H132V27H135V25L133 26V23ZM142 22V21H141ZM244 22V21H243ZM78 23V22H77ZM76 23V24H77ZM96 23V22H95ZM123 23V22H122ZM127 23V22H126ZM124 24L125 25V27H123L122 29H124V31H125V34H126V25L127 24ZM135 23V22H134ZM179 23V22H178ZM224 23V22H223ZM232 23V22H231ZM242 23V22H241ZM245 23H246V21H245ZM244 23V24H245ZM70 24H72V23H70ZM76 24L74 25V26H76ZM129 24V23H128ZM139 24V23H138ZM207 25H208V23H206ZM104 26H105V23L103 24ZM124 25H121V26H124ZM130 25H128V27H130ZM178 25V24H177ZM205 25V24H204ZM203 25V26H204ZM207 25H205L206 26V28H205V30L203 29V26H199L198 25V28L199 27H202V31L203 32H205L206 31V33H207V27H209V26H207ZM69 27H70V25H68ZM79 26V25H78ZM96 26V25H95ZM139 27L141 26L140 24L138 25ZM138 26H137V28H138ZM142 26L143 27H145L144 26V24L142 23ZM141 26V27H142ZM160 26V27H161ZM67 27V26H66ZM93 27H94V25H93ZM114 27V26H113ZM120 27V26H119ZM132 27H130L131 28V30L133 29ZM140 27V28H141ZM164 27V26H163ZM177 27V26H176ZM175 27V28H176ZM180 27V26H179ZM211 27V26H210ZM209 27V28H210ZM73 28V27H72ZM75 28V27H74ZM98 28V26L96 27V28H93L94 29V31L96 30ZM110 28H111V26H110ZM136 28V30H140V29H137ZM157 28V29H156ZM156 28H154V29H156L157 31L159 30V28L158 27H156ZM178 28V27H177ZM196 28H197V26H196ZM231 28V27H230ZM245 28V27H244ZM71 29V28H70ZM82 29H84V28H82ZM81 29V30H82ZM86 29V28H85ZM100 29V28H99ZM102 29V28H101ZM104 29H105V27H104ZM107 29V28H106ZM114 29H115V27H114ZM120 29V28H119ZM135 29V28H134ZM144 29V28H143ZM146 29H147V31H146ZM146 29H144L145 31L144 32H142V31H139L140 33L142 32V33H145V32H147L146 33V35L148 36V27L146 28ZM161 30H162V28H160ZM165 28H163V30H164ZM171 29V28H170ZM117 30V29H116ZM153 30V29H152ZM166 30V29H165ZM167 30H169V29H167ZM190 30H191V28H190ZM198 30L199 29H192L191 30V32L190 31H188V33L190 32V36L191 37H196L195 39L197 40V34H196V32H198ZM210 30V29H209ZM250 30H251V27H246V29H243V31H242V29H241V31H242V37H241V39L243 38V41H242V43H239V46H240V44H242V49H241V51L240 52H242V54L240 55L241 57H239L240 58V60H239V58H238V60L239 61H241V60H245L244 62H245V64H243L244 66H241L244 70L242 71L243 73L245 72L246 73V71H247V74H248V72H249V69L251 70L252 69V72L250 73L251 75L250 76H252L253 74H256V73H259L258 75H260V73H262V74H264V41L262 40V38L260 39V37L259 36H254L253 34H252V32H250ZM66 31V30H65ZM87 31V30H86ZM104 31V30H103ZM106 31V30H105ZM109 31V30H108ZM122 31V33L124 32L123 30H120L118 33H120ZM133 31V30H132ZM131 31V32H132ZM154 31V30H153ZM152 31V32H153ZM176 31V30H175ZM236 31H237V29H236ZM84 32V31H83ZM96 32H97V30H96ZM107 32V31H106ZM117 32V31H116ZM116 32H114L113 30L112 31H109V33H103L104 35H102V33L101 34H98V36L99 35H101V36H99L98 37V39L95 37V47H97V48H99V49H97V50H95L96 51V53L94 52V49H93V47L94 46H92V48H90V49H93V52L95 53V55H94V53L93 54H91V52L89 53V56H91V55H93L92 56V58H93V60L94 61H92V62H94L95 63V57L97 56L96 54H99V53H97L98 51H100L101 52V50L103 49L104 51H103V53L108 49H110V48H120L121 46H122V40H121V37H123V36H119V35H122V33H120V34H118V35H116L115 33ZM127 32H129V31H127ZM130 32V33H131ZM136 31L134 30L133 31V34L135 33ZM156 31H154V33H155ZM160 32V30L158 31V33ZM165 32H167L168 33V31H162L161 33L163 34L162 36H164V33ZM171 31L169 30V33H170ZM173 32H174V29H173ZM173 32H171L172 34L171 35H173ZM209 32V31H208ZM67 32H65L64 33V36H65V34H66ZM86 33V32H85ZM93 33H95V32H93ZM99 33H100V31H99ZM129 33V34H130ZM137 33V32H136ZM154 33H151V34H154ZM158 33H155L156 35L158 34ZM175 33H177V32H175ZM179 33V32H178ZM195 33V34H194ZM82 34V33H81ZM97 34H95V35H97ZM128 34V35H129ZM154 34V36L152 37V39L154 40V37L156 36ZM95 35H92V37H94ZM131 35V34H130ZM135 35V34H134ZM137 36H138V34H136ZM140 35V34H139ZM141 35H143V34H141ZM166 36H168V35H170V34H165ZM176 35V34H175ZM180 35V34H179ZM196 35V36H195ZM207 34H205V36H206ZM68 36H70V34L68 35ZM87 35H85V37H86ZM125 36H127V34L125 35ZM145 36V35H144ZM147 36H145V38L146 39H148L147 38ZM157 36H160L159 34L157 35ZM162 36L161 37H159V38H162ZM165 36V37H166ZM189 36V38H188V40H190L189 42H195V44H196V40H194V39H191V37ZM204 36V35H203ZM204 36V37H205ZM67 37V36H66ZM82 37V36H81ZM90 38H91V36H89ZM131 37V36H130ZM170 37V36H169ZM172 37V36H171ZM203 37V38H204ZM211 37V36H210ZM240 37V36H239ZM88 38V37H87ZM86 38V39H87ZM89 38V39H90ZM136 37H134V39H135ZM138 38V37H137ZM143 38V37H142ZM159 38L156 40L157 42V44H159L160 45V43H161V41L159 40ZM203 38H201V40L203 39ZM81 39V38H80ZM79 39V41H81ZM85 39V40H86ZM97 39V40H96ZM185 39V38H184ZM199 39V38H198ZM206 39V37L204 38V40ZM210 39V38H209ZM231 39V38H230ZM240 39V38H239ZM91 40V39H90ZM123 40H128V37H126L125 39H123ZM129 40H130V38H129ZM138 40H139V38H138ZM140 40H142V42L144 41V39H141L140 38ZM139 40V41H140ZM163 40V39H162ZM165 40V39H164ZM168 40V39H167ZM201 40H200V44L198 45V50H196V51H194L195 52V54H196V52L198 51V53L197 54H199L197 57H193V59L190 61V57L189 56H195V54L193 55H188V53L186 54V55H188V59H186V60H189V61H187V62H190L191 63V65L190 64H188L186 61H185V63H187L189 66H187V67H183V66H181L182 68H183V70H181V69H179V71L180 72H183L184 70V73H186V69L188 68L189 69V71H190V74H191V71L193 70L192 69V67H196V69L195 70H197V71H195V77H196V79L199 81V80H203L204 78H201L200 79V77L198 76V75H201V76H207V72H209L208 70L210 69V71L212 70L213 71V69H214V71H215V69L218 67V65L219 64H221L222 62H223V53H219L218 51H220V49L222 50V46H220V47H222V48H220L219 47V50L218 51H216V52H214V53H211V52H209V50L208 49H206L205 48V46H203L204 44H202L201 43ZM146 41V40H145ZM155 41V40H154ZM160 41V43H158ZM210 41H212V40H210ZM210 41H207V42H209L210 43ZM236 41V40H235ZM87 42V41H86ZM141 42V41H140ZM139 42V43H140ZM141 42V44L143 45V43ZM189 42L187 41V42H178L177 44H175L174 46L175 47H173V49L175 50L176 48L177 49H182V48H186L187 49V52H189L188 51V49L189 48H191L192 47V44H190L189 45ZM239 42H240V40H239ZM77 43H79V42H77ZM76 43V44H77ZM88 43V42H87ZM127 43H129V45H130V43L132 44V42H127ZM136 43H137V40H136ZM156 43H154L155 44V46L157 47V45H156ZM188 43V44H187ZM206 43V42H205ZM138 44V43H137ZM198 44V43H197ZM87 45V44H86ZM127 45V44H126ZM144 45H146L145 43H144ZM143 45V46H144ZM163 45V44H162ZM188 45V47H186ZM206 45V44H205ZM207 45H209L208 43H207ZM76 46V45H75ZM89 46V45H88ZM131 46V45H130ZM139 46V45H138ZM149 46V45H148ZM168 46V45H167ZM197 46V45H196ZM211 46V45H210ZM77 47V46H76ZM87 47V46H86ZM94 47V48H95ZM124 47H125V45H124ZM124 47H122V48H124ZM132 47V46H131ZM146 47V48H145ZM194 47V46H193ZM238 47V46H237ZM67 48H68V46H67ZM69 48H70V46H69ZM88 48V47H87ZM139 48V47H138ZM164 48H165V46H164ZM167 48V47H166ZM165 48V49H166ZM208 48H209V46H208ZM75 49V48H74ZM89 49V48H88ZM89 49V50H90ZM96 49V48H95ZM101 49V50H100ZM125 49H127V48H125ZM124 49V50H125ZM131 49V48H130ZM144 49H148L147 48V46H144ZM176 49V50H177ZM186 49H185V51H186ZM194 48H191V50H193ZM196 49V48H195ZM111 50V49H110ZM118 50H120V49H117V50H115V52L116 51H118ZM139 51H140V48L138 49ZM142 50V49H141ZM179 50V51H180ZM73 51V50H72ZM75 51H76V49H75ZM114 51V50H113ZM126 51V50H125ZM132 51V50H131ZM133 51H135V50H133ZM137 51V50H136ZM152 51V50H151ZM166 51H167V49H166ZM165 50H164V52H166ZM173 51V50H172ZM178 51V50H177ZM176 51V52H177ZM183 53H185V51H183V50H181ZM81 52V54H82V51H80ZM86 52H88V51H86ZM108 52V51H107ZM168 52V51H167ZM174 52V51H173ZM172 52V53H173ZM191 52H193V51H191ZM221 52H223V51H221ZM239 52V51H238ZM71 53V52H70ZM76 53V52H75ZM136 53V52H135ZM134 53V54H135ZM143 53H145V52H143ZM143 53H142V58H144L145 56H147V54H145V56H143ZM169 53H170V50H169ZM169 53H166V54H169ZM171 53V54H172ZM175 53V52H174ZM62 54H64V52L62 53ZM66 54L68 55L69 54V52L67 53L66 52ZM87 54V53H86ZM108 53H106V55H107ZM133 54V55H134ZM229 54V53H228ZM102 55V54H101ZM122 55V54H121ZM131 55H132V53H131ZM140 55V54H139ZM138 54H137V56H139ZM173 55V54H172ZM182 55V54H181ZM65 56V55H64ZM77 56H78V54H77ZM77 56H75V57H77ZM84 56H88V54L87 55H84ZM83 56V57H84ZM99 56V55H98ZM98 56H97V58H98ZM169 56V55H168ZM236 56V55H235ZM66 57V56H65ZM71 57V56H70ZM81 57V56H80ZM111 57H112V55H111ZM129 57V56H128ZM131 57V56H130ZM136 57V56H135ZM135 57H133V59H135ZM175 57H177V56H175ZM183 57H184V55H183ZM48 58H50V57H48ZM52 58V57H51ZM62 58H64V57H62ZM67 58V57H66ZM66 58H64V59H66ZM91 58V57H90ZM89 58V59H90ZM105 58H106V56H105ZM159 58V57H158ZM180 57H178V59H179ZM195 58H197L196 60L198 61L199 59V61L197 62V63H195L196 62V60H195ZM70 59V58H69ZM68 59V60H69ZM77 59H78V57H77ZM84 59V58H83ZM107 59V58H106ZM117 59V58H116ZM129 59H132V57L131 58H129ZM136 59H137V57H136ZM135 59V60H136ZM139 59H141V58H139ZM73 60V59H72ZM85 61H86V59H84ZM91 60V59H90ZM89 60V61H90ZM135 60H133V64H132V62H128V64L126 65V68L128 69V67H130V69L131 70H133V74L132 73H130L129 71H127V73L129 72V74H132V75H134V71L135 70H137V68L136 67H131V65H133V66H136L137 64H136V62H135ZM138 60V59H137ZM144 60V59H143ZM142 60V61H143ZM181 60V58L179 59V61ZM193 60H195V62H193ZM64 61V60H63ZM79 60H77V62H78ZM88 61V60H87ZM131 61V60H130ZM140 60H138V62H139ZM182 61H183V59H182ZM48 62H50V60L48 61ZM62 62V61H61ZM65 62V61H64ZM64 62H62V65H63V63ZM80 62V61H79ZM99 62V61H98ZM135 62V63H134ZM141 62V61H140ZM153 62L155 63L156 61H154L153 60ZM243 62V61H242ZM243 62V63H244ZM45 63V62H44ZM67 63H68V61H67ZM87 63V62H86ZM89 63H91V62H89ZM100 63H101V61H100ZM108 63V62H107ZM118 63V62H117ZM130 63H131V65H130ZM153 63V64H154ZM46 64H47V62H46ZM49 65H51L50 63H48ZM54 64V63H53ZM57 64V63H56ZM58 64H60L59 63V61H58ZM73 64V63H72ZM74 64H75V61H74ZM83 65H84V63H82ZM81 64V65H82ZM104 64V63H103ZM109 64H111V63H109ZM115 64V63H114ZM152 64V65H153ZM155 64H157V66L156 67H154V68H156V69H160L161 67H158V66H160L159 65V63H155ZM155 64H154V66H155ZM197 64V65H196ZM226 64V63H225ZM65 65V64H64ZM67 65V64H66ZM68 65H69V63H68ZM71 65V64H70ZM70 65H69V67H70ZM76 65V64H75ZM97 65H98V63L96 64V67H97ZM120 65V64H119ZM130 65V66H129ZM186 64H184V66H185ZM222 65V64H221ZM48 66V65H47ZM58 67V65H54V67L53 68H55V67ZM73 66V65H72ZM99 66V65H98ZM107 66V65H106ZM111 66V65H110ZM109 66V67H110ZM115 66V65H114ZM128 66V67H127ZM139 66V65H138ZM190 66H191V68H190ZM56 67V68H57ZM68 67V68H69ZM91 67V66H90ZM90 67H89V70H90ZM103 67H104V65H103ZM108 67V66H107ZM106 67V68H107ZM108 67V68H109ZM119 66H117V69L116 70H118L120 67H122V65L118 68ZM141 67V66H140ZM158 67V68H157ZM52 68V70H54ZM60 70H62V68L64 69V67H58ZM66 68V67H65ZM67 68V69H68ZM88 68V67H87ZM107 68V69H108ZM111 68V67H110ZM136 68V69H135ZM163 68V67H162ZM223 68V67H222ZM74 69V68H73ZM73 69H72V71H73ZM80 69V68H79ZM104 69H105V67H104ZM114 69V68H113ZM121 69V68H120ZM129 69V70H130ZM217 69H219L218 71H220V68H217ZM216 69V70H217ZM74 70H76V69H74ZM83 70V69H82ZM92 70V69H91ZM110 70V69H109ZM130 70V71H131ZM238 70V69H237ZM241 69H239V71H240ZM59 71V70H58ZM57 71V72H58ZM80 71V70H79ZM86 71V70H85ZM102 71V70H101ZM119 71H121V70H119ZM162 71V70H161ZM213 71V72H214ZM53 72H55V71H53ZM56 72V73H57ZM62 72H64V71H62ZM71 72V71H70ZM78 72V71H77ZM82 72V71H81ZM84 72V71H83ZM87 72H88V70H87ZM94 72H96V71H93L92 70V73H94ZM114 72V71H113ZM117 72V71H116ZM115 72V73H116ZM123 72H125V71H123ZM158 72H160V71H158ZM164 72V71H163ZM162 72V73H163ZM170 72H172V71H170ZM213 72H210V73H213ZM238 72V71H237ZM241 72V71H240ZM65 74H66V72H64ZM88 73H90V72H88ZM87 73V74H88ZM97 73V72H96ZM127 73H125V74H127ZM165 73V72H164ZM168 73V72H167ZM166 73V74H167ZM187 73H188V71H187ZM199 73V74H198ZM218 73V72H217ZM243 73L241 74V75H243ZM59 74H60V72H59ZM95 74V73H94ZM101 74H102V72H101ZM110 74H111V72H110ZM118 74V73H117ZM128 74V75H129ZM160 74V77L161 76H164V79L165 78H168L169 77V75L167 74V76H165V75H161V73H159ZM173 74H175V73H173ZM173 74H170L172 77H173ZM183 74V73H182ZM189 74V75H190ZM198 74V75H197ZM224 74V73H223ZM225 74H227V73H225ZM246 74V75H247ZM69 75V74H68ZM73 74H71V76H72ZM91 75V74H90ZM98 76H99V74H97ZM121 75H122V73H121ZM176 75V74H175ZM178 75H181V74H178ZM184 75V74H183ZM186 75V77L187 76H189L188 74H185ZM184 75V76H185ZM193 75V74H192ZM192 75H190V76H192ZM210 75V74H209ZM212 75V74H211ZM237 75V74H236ZM239 75V74H238ZM245 75V74H244ZM257 75V74H256ZM63 76V75H62ZM67 76V75H66ZM66 76L64 75V77L66 78ZM70 76V77H71ZM74 76H76V75H74ZM73 76V77H74ZM88 76V75H87ZM93 76V75H92ZM98 76L97 77H93V79H96V78H98ZM107 76V75H106ZM170 76V77H171ZM182 76V75H181ZM249 76V75H248ZM245 77V79L247 78V81H242L240 78L238 79L237 77H239V76H237L236 78H232V80L234 81L233 83V85H231V87H234V89L233 88H230V87H226V90H224L223 88V90L227 93V95L225 96V95H223L224 97L223 98H221V96H220V93L221 92H219V91H217L220 87H218V89L216 90V88L215 89H213L212 87H210L209 86V88L208 87H205V89L207 88V90H210L209 92L210 93H212L213 91L211 90V89H213V90H215L214 91V93L217 91V92H219L217 95H219L220 97H219V99L221 100L222 99V101H219V103L217 102V103H215L217 106H214V98H215V96H214V94L212 93V95L214 96V98L212 99V95L210 96L209 95V92H207V90H205L204 91V88H203V90H202V92H205V94H207V95H201V90L199 91L200 92V95H198V97L196 98V101H195V104H192L191 103V105H193V106H189V107H191V109L189 110L190 112H188V113H186L185 111H184V113H186L188 116L186 117V119L188 118V120H190V122H192L193 124L192 125H196L197 124V121L198 120H200V122L203 120L204 121V119L206 118L207 119V121L209 122V124L207 123V121H206V123H207V125H206V123H204V124H202V122H201V124H197V125H200V126H198L197 128L196 127H194V128H196L197 129V131H198V129H199V127H201L200 129H199V133L198 132H192L193 134L192 135H194L195 136V142H196V136L198 135V139H199V137H201L200 138V141H198L197 140V142L194 144V145H192V143L194 142H191L192 140H193V138L191 137V136H189V135H181L182 133H181V130H180V127H181V129H182V127H185V126H179V125H181V124H183V121L185 122V116H182L183 118H184V120L181 122V123H176L175 124V128L177 127V126H179V127H177V131H175V133H174V130L172 131V133H174L175 134V136L177 135V136H180L182 139H183V142L185 143V144H188L189 145V152H188V155L185 157V159H183V162L178 166V169H175L174 170V173H177V175L176 174H168L167 176L169 177L168 178V180H167V178L165 179H163L162 177H163V175H164V173H165V171H167L168 169H166L165 171H164V168H163V166H161L162 164L160 163V160H158L159 161V165L161 166H159V167H157L156 166V169H157V172H156V174H157V176L159 175L160 177H161V181L160 180H158L159 178V176L158 177H155L156 179H154V177L152 178V179H154V180H151L150 179V181H153V182H159V184H160V186H159V184H157V186H158V188L160 187V189H158L157 188V186H155V184L156 183H152V184H154V186H152L153 187V192H155V193H157V197H159L158 195L160 194V192L159 191H161L162 190V188H163V186H164V184H169V182L168 181H171V179H172V177H174L175 175L177 176V180H178V183H176L175 181H173V179H172V182H171V189H170V187H169V189L170 190H173V185H172V183H176L175 185L177 186V188L176 189H174V190H176V191H174V192H177V191H181V195L180 196H182L181 198H182V200H181V198L179 197V195H177L176 193H173V197L172 198H167V196H169L168 194H170L171 195V193H169V192H173V191H169L167 188H168V185H166L167 186V188L165 189V188H163V190L164 191H161V195L163 194L162 192H166V193H168L167 194V196H166V198H164V197H162L163 199L161 200L162 202L161 203H163L164 201L163 200H167L165 203H167V204H170L169 202H171V204H170V206H172V207H175V209H180V211L182 210V212H183V214H186V213H188V212H190V210H189V208H188V205H190L189 203V201L187 200L189 197H187V198H185L186 196V194H185V192H188L189 194H192V189H197L198 188V191H200V189L201 190H203V191H205V193L207 194V195H212V194H214L215 192H220L221 193V191H219V190H222V191H225V190H223L224 189V187L223 186H226L227 184V186H232L233 185V187H237L236 185L240 182V181H242L245 177H246V174L250 171V168H252L253 167V165L255 164V162L257 161V159L259 158V156L262 154V152H263V150H264V80H261L259 77H255L254 75L252 76V77ZM263 76V75H262ZM58 77V76H57ZM60 77H61V75H60ZM67 77H69V76H67ZM69 77V78H70ZM79 77H80V75H79ZM83 77H84V75H83ZM100 77V76H99ZM109 77V76H108ZM123 77V76H122ZM128 77V76H127ZM152 77V76H151ZM150 77V78H151ZM171 77V80L173 79ZM180 77V76H179ZM193 78H191L190 77V81H194V76H192ZM197 77H199V78H197ZM230 77V76H229ZM87 78H89V77H87ZM90 78H92V77H90ZM90 78H89V80H90ZM110 78V80L109 81H111V77H109ZM147 78L148 79H150L149 77H146V80H147ZM152 78H154V77H152ZM176 78V77H175ZM185 78V77H184ZM264 78V77H263ZM57 79V78H56ZM58 79H59V77H58ZM62 79H63V77H62ZM68 79V78H67ZM78 79V78H77ZM92 79V80H93ZM100 79V78H99ZM124 79H125V77H124ZM134 79V78H133ZM132 79V80H133ZM179 79V78H178ZM177 79V80H178ZM187 79V78H186ZM234 79H236V80H234ZM64 80V79H63ZM98 80V79H97ZM102 80V79H101ZM123 80V79H122ZM154 80V79H153ZM152 80V81H153ZM167 80H169V79H167ZM171 80L170 81H167V82H171ZM175 80V79H174ZM185 80V79H184ZM189 80V77H188V79H187V81ZM197 80H195L194 82H197ZM201 80V81H202ZM58 81V80H57ZM70 81V80H69ZM88 81V80H87ZM96 81V80H95ZM103 81V80H102ZM108 81V80H107ZM151 80L150 81H148L147 80V82H144V83H148V82H152ZM165 81H166V79H165ZM165 81H163V82H165ZM173 81V80H172ZM176 81V80H175ZM174 81V85L176 84V82ZM180 81H181V79H180ZM182 81H183V79H182ZM186 81V82H187ZM60 82V81H59ZM68 82V81H67ZM98 82V81H97ZM96 82V83H97ZM161 82H162V79H161ZM163 82L161 83V84H163ZM166 82V83H167ZM193 82V83H194ZM237 82V83H236ZM65 83V82H64ZM89 83H91V82H89ZM88 83V86L89 87H91L90 86V84ZM102 83V82H101ZM103 83H105V81L103 82ZM107 83V82H106ZM117 83V82H116ZM129 83V82H128ZM154 83V82H153ZM158 83H159V81H158ZM157 83V85H158V89H160L161 90V88H162V86H164L165 88H166V86H168L167 84H169V83H167V84H163V85H161V84H158ZM178 84H179V82H177ZM181 83V82H180ZM188 83V82H187ZM192 83V82H191ZM204 83V82H203ZM208 83V82H207ZM231 84H232V82H230ZM60 84V83H59ZM79 84V83H78ZM93 84V83H92ZM98 84V83H97ZM132 84V83H131ZM149 84V83H148ZM152 84V83H151ZM173 84V83H172ZM178 84H177V86H178ZM189 84V83H188ZM187 84V85H188ZM195 84V83H194ZM198 84H201V83H198ZM205 84H206V82H205ZM218 84V83H217ZM241 84V85H240ZM61 85V84H60ZM65 85V84H64ZM102 85V84H101ZM153 85V84H152ZM185 83H184V86H183V83H182V85H180L179 84V88L181 87L182 88V86L183 87H185ZM240 85V86H239ZM79 86V85H78ZM87 86V87H88ZM145 86H146V84H145ZM151 86V85H150ZM176 86V90H175V88L173 89V90H175L176 92H177V90L179 89L178 87ZM190 86V85H189ZM200 86V85H199ZM207 86V85H206ZM215 87H216V85H214ZM227 86V85H226ZM230 86V85H229ZM58 87V86H57ZM63 87V86H62ZM67 87V86H66ZM147 87V86H146ZM164 87H163V89H164ZM171 87V86H170ZM174 87V86H173ZM186 87H188V86H186ZM185 87V89H187ZM193 87V86H192ZM235 87H237V88H235ZM74 88V87H73ZM77 88V87H76ZM86 88V87H85ZM194 88V87H193ZM227 88L228 89H230L229 91L227 90ZM239 88V90H240V93L239 92H237V90L236 89H238ZM13 89H15L16 90V88H13ZM59 89H60V86H59ZM65 89V88H64ZM69 89H71V88H69ZM92 89V88H91ZM130 89V88H129ZM151 89V91L153 92V91H156L157 93H159L158 91H160V90H156L157 89V86H156V88H155V86L154 87H152V88H150ZM153 89V90H152ZM162 89V90H163ZM167 89V88H166ZM196 89V88H195ZM195 89H193V91L195 90ZM221 88L219 89V90H222ZM233 89V94L234 95H230V94H232L231 92V90ZM14 90V91H15ZM37 90V89H36ZM62 90V89H61ZM84 90V89H83ZM83 90L81 91V89H79L78 91H80V93L81 92H83ZM89 90V89H88ZM95 89L93 88V91H94ZM149 90V89H148ZM147 90V91H148ZM161 90V91H162ZM165 90V89H164ZM163 90V91H164ZM169 90H170V88H169ZM173 90H171V92H173ZM180 90V89H179ZM178 90V92H179V94H178V92H177V96L179 95V96H181V97H184V93H183V95L181 94L180 95V91ZM182 90H183V88H182ZM181 90V93L182 92H186L185 90H183L182 91ZM235 90V91H234ZM13 91V90H12ZM13 91V92H14ZM38 91V90H37ZM57 91H58V89H57ZM69 91V90H68ZM92 91V92H93ZM96 91V90H95ZM102 91V90H101ZM150 91V90H149ZM160 91V92H161ZM192 91V92H193ZM70 92V91H69ZM85 92V91H84ZM83 92V93H84ZM98 92H99V90H98ZM133 92H135V91H133ZM146 92V91H145ZM170 92V93H171ZM191 92V93H192ZM198 92V91H197ZM216 92V93H217ZM230 92V93H229ZM237 92V95L235 94V93ZM15 93H17V92H15ZM60 93V92H59ZM61 93H62V91H61ZM72 93V92H71ZM86 93V92H85ZM132 93V92H131ZM130 93V94H131ZM136 94H137V92H135ZM153 93H155V92H153ZM163 93V95H165V93H167L166 91H165V93L164 92H162ZM169 93V92H168ZM167 93V94H168ZM187 93V92H186ZM194 93H196V92H194ZM193 93V94H194ZM215 93V94H216ZM222 93H224V92H222ZM13 94V93H12ZM34 94V93H33ZM32 94V95H33ZM69 94V93H68ZM67 94V95H68ZM74 94V93H73ZM79 93L77 92V94H75V98H73V99H75L76 100V95H78ZM98 94V93H97ZM140 94H141V96H143L142 95V93L140 92ZM140 94H138V95H140ZM147 93H145V95H146ZM156 94V93H155ZM166 94V95H167ZM173 94V93H172ZM175 94V93H174ZM189 94H190V92H189ZM196 94H198V93H196ZM202 94H204V93H202ZM239 94V95H238ZM16 95V94H15ZM59 96L60 95H62V94H58ZM87 96H88V94H86ZM94 95V94H93ZM96 95V94H95ZM127 95H128V93H127ZM126 95V96H127ZM137 95V96H138ZM149 94H147V96H148ZM153 95V94H152ZM156 95H158V94H156ZM161 95V94H160ZM176 95V94H175ZM216 95V96H217ZM13 96V95H12ZM18 96V95H17ZM35 96V95H34ZM66 96V95H65ZM79 96V95H78ZM84 96H85V94H84ZM86 96V97H87ZM116 96V95H115ZM114 96V97H115ZM118 96H120L119 98H117ZM125 95H124V97H126ZM135 97V98H140V96L139 97ZM147 96H145V97H141V98H146V100H147ZM176 96V97H177ZM188 96V95H187ZM189 96H191V95H189ZM188 96V97H189ZM197 96V95H196ZM209 96H210V98H209ZM33 97V96H32ZM56 98L58 97V96H55ZM61 97V96H60ZM59 97V98H60ZM68 97V96H67ZM93 97V96H92ZM92 97H90L91 99L90 100H93L94 99V97L92 98ZM105 97V96H104ZM117 97H115V99L117 98V100H113L112 99V101L114 102V101H116V103H117V101L119 100V99H122L121 97H123V95L121 96V94H117ZM150 97H151V95H150ZM158 97V96H157ZM170 97V96H169ZM173 97H174V95H173ZM175 97V98H176ZM187 97V98H188ZM191 97H194V96H191ZM14 98V97H13ZM16 98V97H15ZM44 98V97H43ZM54 98V97H53ZM62 98V97H61ZM66 98V97H65ZM78 98V97H77ZM81 98V97H80ZM98 98V97H97ZM97 98H95V99H97ZM128 98V97H127ZM134 98V99H135ZM152 98V97H151ZM150 98V100H152ZM156 98V97H155ZM161 98V97H160ZM166 98V97H165ZM164 98V99H165ZM174 98V100H176ZM195 98V97H194ZM217 98V101H218V97H216ZM35 99V98H34ZM37 99V98H36ZM35 99V100H36ZM38 99H40V98H38ZM71 99V98H70ZM126 98H123V100H125ZM154 99V98H153ZM162 99V98H161ZM169 99V98H168ZM167 99V100H168ZM171 99V98H170ZM180 99V98H179ZM178 99V100H179ZM209 99L212 101V103H211V101H209ZM12 100V99H11ZM44 100V99H43ZM54 100V99H53ZM63 100V99H62ZM78 101H80V99H77ZM84 100V99H83ZM128 99H126L125 101H127ZM130 100H132V96L130 97ZM130 100L129 101H127V103L129 102V104H130ZM140 100V103H141V101L143 100H141V99H138L137 100V102ZM146 100L144 101V102H146ZM150 100H147V104H149V105H147V107H149V108H147V107H144L145 105H146V103H145V105H144V102H143V104L141 103V105H144V106H141V107H143V110L144 109H146V110H144V111H147V112H144V113H147V114H145L144 115V113L142 112V115H144V116H146V115H148V112H151L150 113V115L152 114L153 115V117L154 116H156V115H158L159 117H160V115L162 116L163 115V113L164 112H162V111H164L165 110V112L166 113H171V112H167V110H170L171 109V107H173V104H172V106L170 107V109H168L167 108V104H166V102L163 100V102L166 104V108L167 109H162V111H160L161 109H160V107H159V104H160V106L162 105V108H163V106H164V104H163V102L162 103H158L157 105H158V109H159V111H160V113L158 114V110H156L155 108L156 107H154V105L153 104H155V103H151V102H154L155 100H157V98L156 99H154V100H152V101H150ZM166 100V99H165ZM172 100V99H171ZM173 100V101H174ZM183 100V99H182ZM185 100V99H184ZM216 100V99H215ZM17 101V100H16ZM55 101H56V99H55ZM134 101H136V100H134ZM148 101H150L149 103H148ZM161 101V100H160ZM179 101H181V100H179ZM45 102V101H44ZM59 102H60V100H59ZM66 102V101H65ZM70 102V101H69ZM72 102V101H71ZM74 102V101H73ZM86 102V101H85ZM89 102V101H88ZM88 102H86V103H88ZM94 102V101H93ZM112 102V103H113ZM158 102H159V99H158ZM172 102V101H171ZM175 102V101H174ZM173 102V103H174ZM187 102V101H186ZM209 102H210V104H209ZM216 102V101H215ZM38 103V102H37ZM36 103V104H37ZM53 103V102H52ZM54 103H56V102H54ZM54 103H53V105H54ZM64 103V102H63ZM78 103V102H77ZM91 102H89V104H90ZM111 103V104H112ZM116 103H113L112 104V106L114 105V107L115 106H117V104ZM119 103V102H118ZM136 103V102H135ZM152 105H151V104ZM156 103H157V101H156ZM169 103V102H168ZM182 104H184V106H185V102L184 101H182L181 102ZM188 103V102H187ZM15 104V103H14ZM45 104V103H44ZM57 104V103H56ZM72 104H74V103H72ZM76 104V103H75ZM74 104V106H77V105H75ZM89 104H87V105H89ZM131 104H133V101H132V103ZM138 104V105H137ZM136 105H137V111H139V108L140 107H138V106H140V104H139V102L137 103ZM170 105H171V103H169ZM175 104V103H174ZM190 104V103H189ZM213 105V107H215L216 109L214 110V108L213 107H210V105ZM19 105V104H18ZM43 105V104H42ZM42 105H41V110L42 109H44V108H42ZM69 105V104H68ZM67 105V106H68ZM71 105V104H70ZM84 105H86V104H84ZM83 105V106H84ZM86 105V106H87ZM123 105H124V101H123ZM122 105V106H123ZM125 105H126V103H125ZM124 105V106H125ZM156 105V104H155ZM15 106V105H14ZM36 106H38V105H36ZM83 106H81V107H83ZM118 106H119V104H118ZM117 106V107H118ZM121 106V105H120ZM123 106V107H124ZM126 106H128V104L126 105ZM125 106V107H126ZM12 107V106H11ZM80 107V108H81ZM85 107V106H84ZM90 107H92V105L90 106L89 105V107L87 106V109L89 108V110H90ZM125 107H124V109H125ZM134 107V108H133ZM152 109H151V108ZM174 107H175V105H174ZM176 107H177V105H176ZM193 107V108H192ZM36 108V107H35ZM66 108V107H65ZM64 108V109H65ZM70 108V107H69ZM73 108V107H72ZM72 108H70V109H72ZM76 108V107H75ZM74 108V109H75ZM77 108H78V106H77ZM77 108H76V110H77ZM93 108V107H92ZM119 108V107H118ZM117 108V110L119 111V109ZM129 108V107H128ZM127 108V109H128ZM135 109V105H130V110H129V112L127 111V110H125V111H127L129 114H130V116H132L131 115V112L132 113H135V112H133V111H131L132 109ZM153 108L156 110V111H158L157 112V114L155 115V113H156V111L154 112L153 111ZM164 108H165V106H164ZM211 108H213V110L214 111H212V109ZM19 109V108H18ZM70 109H68V111L70 112ZM85 109V108H84ZM82 110V112L81 111H78V113L80 112V113H83L84 114V112L83 111H85V110ZM142 109V108H141ZM140 109V110H141ZM151 111H150V110ZM186 109H187V107H186ZM208 109H210L211 111H209ZM34 110V109H33ZM45 110V109H44ZM55 110H57V109H54V111ZM60 110H61V108H60ZM88 110V111H89ZM116 110V109H115ZM175 110V109H174ZM10 111V110H9ZM53 111V110H52ZM71 111H73L74 112V110H71ZM87 111V110H86ZM111 111H113V108H112V110ZM137 111H136V114H137ZM154 112V114H153V112ZM171 111H172V109H171ZM187 111V110H186ZM206 111L208 112L207 114H205L206 113ZM30 112V111H29ZM33 112H35V110L33 111ZM33 112H31V114L33 113ZM41 112V111H40ZM126 112V113H127ZM173 112V111H172ZM10 113H13V112H11L10 111ZM16 113V112H15ZM56 113V112H55ZM65 113V112H64ZM77 112L75 113V115L74 116H76V114H78ZM79 113V114H80ZM116 113V112H115ZM125 113V112H124ZM126 113H125V115H126ZM139 114H137V116H139L140 115V111L138 112ZM166 113L164 114V115H166ZM174 116L172 115V114H170L172 117H173V119L174 118H176L175 120H177V119H180V118H178V113H177V110L176 111H174ZM34 114V113H33ZM33 114H32V118H33ZM41 114V113H40ZM66 114V113H65ZM120 114V113H119ZM135 114V115H136ZM167 114V116L169 117L170 115H168ZM179 114H181V112L179 113ZM36 115V114H35ZM38 115V114H37ZM56 115V114H55ZM61 115V114H60ZM62 115H63V113H62ZM73 115V114H72ZM115 115V114H114ZM134 115V116H135ZM142 115L141 116H139L138 118L140 119V117H141V119L144 117H142ZM150 115H148L147 117H148V119H150L149 118V116ZM163 115V116H164ZM204 115H205V118H202V116L204 117ZM12 116V115H11ZM29 116V115H28ZM38 116H40V115H38ZM58 116V115H57ZM65 116V115H64ZM71 116V115H70ZM70 116H68V117H70ZM74 116H72V117H74ZM78 116V115H77ZM76 116V117H77ZM116 116H117V114H116ZM124 116V115H123ZM158 116L156 117V118H158ZM167 116H166V118H167ZM30 117V116H29ZM29 117H27V118H29ZM119 117H121V119L123 118L122 117V115L121 116H118V119H119ZM127 117H129L128 116V114H127ZM181 117V118H182ZM201 117V118H200ZM31 118V117H30ZM125 118V117H124ZM123 118V119H124ZM130 118V120L132 119L131 117H129ZM163 118H165V117H163ZM162 118V119H163ZM171 118V117H170ZM170 118H168L169 119V122L166 120V119H164L163 121H161V123H160V126L159 127H161L162 125V129H164L165 131H166V129H165V127H166V125L165 124H167V122H168V126H170L169 125V123L170 124H172L171 122H172V120H171V122H170ZM197 118H200V119H197ZM211 118V119H210ZM33 119H35V118H33ZM65 119V118H64ZM74 119V118H73ZM75 119H77V118H75ZM117 119V120H118ZM126 119V118H125ZM128 119V118H127ZM134 119L135 118H133V120H132V122L134 123ZM141 119L139 120V121H141ZM145 119H147V118H145ZM205 119V120H206ZM54 120V119H53ZM137 119H135V122H137L136 121ZM180 120H182V119H180ZM188 120H186L187 121V123H185L186 124V126L188 125ZM63 121V120H62ZM66 121V120H65ZM72 121V120H71ZM138 121V122H139ZM145 121V120H144ZM51 123H52V121H50ZM49 122V123H50ZM56 122V121H55ZM67 122V125L69 124V120L68 121H66ZM66 122H64V124L66 125ZM73 122V121H72ZM71 122V123H72ZM138 122L136 123L137 124V126H139L138 125ZM177 122V121H176ZM178 122H179V120H178ZM60 123V122H59ZM159 123V122H158ZM163 123V124H162ZM199 123V122H198ZM64 124H63V126H64ZM74 124V123H73ZM102 124V123H101ZM124 124H125V122H124ZM127 124V123H126ZM184 124V125H185ZM50 125V124H49ZM71 125V124H70ZM75 125V124H74ZM73 125V126H74ZM94 125H96V124H94ZM146 125V124H145ZM144 125V126H145ZM159 125V124H158ZM164 125H165V127H164ZM201 125H204V127L203 126H201ZM52 126V125H51ZM103 126V125H102ZM101 125H100V127H102ZM142 127H143V125H141ZM172 126V125H171ZM66 127V126H65ZM131 127V126H130ZM130 127H126V128H129V129H127V130H131V133L129 132V134H127V130H126V128L123 126V129L125 128V130H124V132L127 134V135H129L128 137H130V135L132 134V128L130 129ZM135 128H136V126H134ZM142 127H141V129H142ZM164 127V128H163ZM53 128V127H52ZM122 128V127H121ZM144 128H146V127H144ZM143 128V129H144ZM155 128V127H154ZM167 128V127H166ZM174 128V129H175ZM193 128V127H192ZM50 129V128H49ZM48 129V130H49ZM68 129H69V127L67 128V132H68ZM101 129V128H100ZM108 129H110L109 127H108ZM108 129H106L107 131L106 132H108ZM134 129V128H133ZM141 129H139L138 128V130H140L141 131ZM147 129V128H146ZM159 129V128H158ZM161 129V128H160ZM159 129V130H160ZM160 130V131H163V130ZM180 130V133H179V130ZM47 130V131H48ZM56 130V129H55ZM63 130H64V127H63ZM84 130H87V126H86V128L84 129ZM111 130V129H110ZM136 131H137V129H135ZM135 130H134V132H133V134H132V136L134 135V133H135ZM176 130V129H175ZM52 131V130H51ZM60 131V130H59ZM69 131H70V129H69ZM88 131H90V130H88ZM102 131V130H101ZM140 131H138L139 133H141ZM143 131V130H142ZM148 130H146V133H148L147 132ZM152 131V130H151ZM156 131V130H155ZM194 131V130H193ZM58 131L56 130V133H57ZM61 132H62V129H61ZM64 132H66V131H64ZM164 132V131H163ZM176 132H178V133H176ZM49 131H48V135H49ZM63 133V132H62ZM74 133V132H73ZM76 133V132H75ZM92 133H93V131H92ZM108 133H110V132H108ZM107 133V134H108ZM118 133H120L119 131H117V133H115V135L117 134L118 135ZM139 133H137V134H139ZM146 133H144V131H143V135L144 134H146ZM153 133V132H152ZM156 133V132H155ZM155 133H154V135H152V134H150V138H151V135L152 136H154L155 137ZM165 133V132H164ZM195 133H198V134H196L195 135ZM47 134V133H46ZM69 134H71V132L69 133ZM68 134V135H69ZM94 134V133H93ZM106 134V133H105ZM149 134V133H148ZM158 134V133H157ZM57 135V134H56ZM62 135V134H61ZM60 135V136H61ZM99 135V134H98ZM110 135V134H109ZM113 135V134H112ZM112 135H110V137H108V139L109 138H111V136ZM122 135H124V134H122ZM122 135H120V136H122ZM140 135V134H139ZM139 135H138V138H136L135 139V137H136V135H134L135 137H133V139H135V141L133 142L134 144H137V146L136 147H138V151H139V148H142L141 146L139 147L138 146V144L139 143H136L138 140L137 139H139ZM160 135V134H159ZM162 135V134H161ZM172 135V134H171ZM50 136H52V134L50 135ZM54 136H55V134H54ZM64 136V135H63ZM62 136V137H63ZM86 136V135H85ZM89 136H91V135H89ZM96 135H94V137H95ZM131 136V137H132ZM142 136V135H141ZM146 136H148V135H146ZM165 136V135H164ZM173 136V135H172ZM45 137V136H44ZM48 137V136H47ZM57 137H58V135H57ZM106 137V135L103 137V138H105ZM115 137H117V136H115ZM128 137H127V143L129 144V141H130V139H131V137L128 139ZM145 137V136H144ZM148 137V138H149ZM160 137V136H159ZM163 137V136H162ZM180 137H177V138H180ZM59 138V137H58ZM63 138H65V137H63ZM68 138V137H67ZM79 138V137H78ZM100 138H102V137H100ZM117 138H122V137H117ZM116 138V140L118 141V139ZM124 138H125V136H124ZM123 138V139H124ZM142 138H143V136H142ZM142 138H140V140L138 141V142H140L141 141V139ZM169 138H171L172 140L173 139H176V137H170V135H169ZM49 139V138H48ZM55 139V138H54ZM94 139V138H93ZM107 139V138H106ZM105 139V140H106ZM115 139V138H114ZM143 139H145V141L147 140L146 138H143ZM151 139H154L155 140V138H151ZM170 139V141H172ZM58 140V139H57ZM60 140V139H59ZM69 140H70V137H69ZM86 140V139H85ZM85 140H84V142H85ZM96 140V139H95ZM103 140V139H102ZM104 140V141H105ZM111 140V139H110ZM125 140V139H124ZM137 140V141H136ZM177 141H178V139H176ZM176 140H174V142L176 141ZM45 141H47V140H45ZM52 141V140H51ZM80 140H78L77 142H79ZM92 141V140H91ZM97 141H99V139H97ZM119 141H120V139H119ZM122 141V140H121ZM144 141V140H143ZM143 141H141V142H143ZM156 141V140H155ZM169 141V143L168 144H172V145H170L171 146V148L173 149V143L172 142H170ZM16 142V141H15ZM49 142H50V140H49ZM58 142V141H57ZM62 142V141H61ZM66 142V141H65ZM71 142H72V140H71ZM77 142H75V143H77ZM82 142V141H81ZM106 142H109V141H107L106 140ZM115 142V141H114ZM147 142H149V139H148V141ZM154 142V141H153ZM45 143V142H44ZM51 143V142H50ZM96 143V142H95ZM105 143V142H104ZM117 142H115V144H116ZM123 143V142H122ZM131 143V142H130ZM133 143L132 144H129V146L131 147V145H133ZM152 140L150 141V143L149 144H147V145H149V146H151L152 144ZM47 144V143H46ZM68 144H69V142H68ZM79 144V143H78ZM82 144V143H81ZM81 144H79L78 146H80V148H81ZM121 144V143H120ZM128 144H127V146H128ZM141 144V143H140ZM139 144V145H140ZM142 144H144V142L142 143ZM141 144V145H142ZM168 144L166 145V146H168ZM175 144V143H174ZM179 144V143H178ZM177 143H176V145H175V147L178 145ZM48 145V144H47ZM46 145V147H47V150H48V146ZM70 145V144H69ZM85 146H86V144H84ZM90 145H92V144H90ZM101 145V144H100ZM105 145H107L106 143L105 144H103V148L101 147V148H99L98 150H99V154H100V152L102 151V153H103V151L105 150V148H107V147H105ZM124 146H126V143H125V141H124V144H123ZM144 145H146V144H144ZM147 145L144 147L143 145V148H142V151H145L144 150V148L147 150V152L152 148V146L154 145V143H153V145L151 146V147H147ZM192 145V146H191ZM45 146V145H44ZM51 146V145H50ZM62 146V145H61ZM102 146V145H101ZM121 147H124V146H122V144L120 145ZM128 146V148H130ZM134 146V145H133ZM132 146V147H133ZM164 146V145H163ZM170 146H168L167 148L169 149V147ZM173 146V147H172ZM180 145H178L177 147H179ZM187 146V145H186ZM58 147H60L59 145H58ZM76 147H77V145H76ZM76 147H74L75 149H76ZM97 147H99V146H97ZM110 146H109V144H108V148H109ZM120 147V148H121ZM147 147V148H146ZM162 147V146H161ZM176 147V148H177ZM62 148V147H61ZM61 148H60V150H61ZM79 147H78V150L80 149ZM114 148V147H113ZM116 149H117V147H115ZM119 148V149H120ZM165 146H164V149L165 150H162L163 152H169L170 151V153H166L167 155H172L174 152H173V150H175L176 148H174L172 151H171V149L168 151V149H167ZM96 149V148H95ZM100 149H103V150H101L100 151ZM111 149V150H110ZM122 149V148H121ZM126 149V148H125ZM132 149V148H131ZM131 149H128V150H131ZM134 149V148H133ZM133 149H132V151H133ZM163 149V148H162ZM167 149V150H166ZM185 149V148H184ZM46 150V151H47ZM63 150V149H62ZM74 150V149H73ZM72 150V151H73ZM82 150V149H81ZM108 150V149H107ZM109 150H110V153L109 152H107V153H109V154H107L108 156H111L112 154L111 153H114V152H112V148H109ZM118 150V149H117ZM123 150V149H122ZM127 150V151H128ZM141 150V149H140ZM179 150H181V149H177L176 151L178 152ZM45 151V152H46ZM54 151V150H53ZM69 151V150H68ZM71 151V152H72ZM93 152L94 151H96V154L98 153V151H97V149L96 150H92ZM114 151H116V150H114ZM118 151H121V150H118ZM118 151H116L115 153L116 154H114V155H117V153H122L123 151H121V152H118ZM126 151V150H125ZM124 151V152H125ZM127 151H126V154H123V155H125L123 158H126V155H127ZM135 151V154H136V157H137V155L139 154L140 155V153H136V150H134ZM137 151V152H138ZM142 151H139V152H142ZM182 152H184L183 150H181ZM49 152H51V151H49ZM58 152V151H57ZM56 152V153H57ZM64 152V151H63ZM74 152H75V150H74ZM129 152V151H128ZM146 152V151H145ZM171 152H173L172 154H171ZM176 152V153H177ZM41 153V152H40ZM52 153V152H51ZM79 153V152H78ZM95 153V152H94ZM101 153V154H102ZM44 154H46V153H44ZM54 154V153H53ZM52 154V155H53ZM59 154H61V153H59ZM74 154V153H73ZM95 154V155H96ZM111 154V155H110ZM122 154H120V156H123ZM134 154V152L133 153H128V155L130 156V155H135ZM183 154V153H182ZM37 155V154H36ZM47 155V154H46ZM51 155V156H52ZM64 155V154H63ZM105 156H106V154H104ZM114 155H113V158H112V164H113V166H112V164L109 166L110 168L112 167H114V162H113V159H114ZM119 155V154H118ZM142 155V154H141ZM144 155V154H143ZM163 155H165V154H163ZM167 155H165V156H167ZM174 155V154H173ZM181 155V154H180ZM179 155V156H180ZM51 156H50V159H51ZM54 156V155H53ZM69 156V155H68ZM92 156V155H91ZM94 156V155H93ZM99 156V157H98ZM97 156V158L99 159L100 157H105V156H103V155H98ZM129 156H127V157H129ZM131 156V158L132 159H135V158H133ZM155 156H157V155H155ZM37 157V156H36ZM59 157V156H58ZM112 157V156H111ZM116 157H118V159L120 158V159H122V157H119V156H116ZM162 157H164V156H162ZM168 157V156H167ZM178 157V156H177ZM53 158V157H52ZM56 158V157H55ZM60 158H62V157H60ZM77 158H79V157H77ZM95 159H96V162H97V158H96V156L94 157ZM108 158H110V157H107L106 156V161H107V159ZM131 158H128V159H130V162L132 161L131 160ZM150 158V157H149ZM148 158V159H149ZM152 158H154V160H155V157H152ZM66 159H68L67 157H66ZM71 159H72V157H71ZM82 159V158H81ZM111 159V158H110ZM120 159H119V161H120ZM128 159H126L127 161L125 162L126 164L128 163L129 164V160ZM147 159V158H146ZM163 159V158H162ZM176 159V158H175ZM77 160H79V159H77ZM101 160V159H100ZM100 160H98V164H99V162H100ZM104 160V159H103ZM123 160V159H122ZM137 160H139L138 158L136 159V161ZM166 160V161H165ZM55 161V160H54ZM59 161V160H58ZM95 161V160H94ZM124 161L125 160H123L122 162H123V164L125 165V163H124ZM145 161V160H144ZM149 161H151V158L149 159ZM163 161H165V162H163ZM163 161H161V162H163V163H165V164H168V163H170V160L169 159H165V157H164V159H163ZM173 161H175V160H173ZM31 162V161H30ZM44 162H46V161H44ZM49 162H50V160H49ZM81 161H79V163H80ZM95 162V163H96ZM103 162V161H102ZM110 162V161H109ZM116 162V161H115ZM121 162V161H120ZM120 162H117V163H115V164H118V166L119 165H121V164H119ZM135 162V161H134ZM141 162V161H140ZM51 163V162H50ZM50 163H47V164H49L50 165ZM54 163V162H53ZM56 163V162H55ZM78 163V162H77ZM107 163L108 162H106V165H105V161H104V167L102 166V164H101V166H102V168H100L99 167V169H108V171L105 169H103V171H107V172H111V170H112V172H113V169L111 168L110 170H109V168L108 167H106V166H108L107 165ZM132 163V162H131ZM33 164V163H32ZM127 164V165H128ZM154 164V163H153ZM173 164V163H172ZM78 165V164H77ZM94 165V164H93ZM83 166V165H82ZM100 166V165H99ZM243 166H244V168H246L245 170H243V173L242 174H240L239 172H242L241 171V169L243 168ZM51 167V166H50ZM80 167V166H79ZM78 167V168H79ZM151 167V166H150ZM77 168V169H78ZM86 169L84 170V171H86V170H88V167L86 166L85 167ZM90 168V170H91V167H89ZM92 168H93V171L91 170V172H94L95 170H94V167L92 166ZM98 168V167H97ZM115 169H116V166L114 167ZM180 168H181V170H183V172L182 173H184V177H183V174H182V177L183 178H185V176H187V178L188 179H186V182H182L181 183V181H182V179L183 178H181V176H179L180 177V179H178V174H180L181 172V170H180ZM52 169V168H51ZM117 170V169H116ZM139 170V169H138ZM176 170L179 172H176ZM185 170V171H184ZM83 171V172H84ZM103 171H100V173L102 174L103 173ZM143 171V170H142ZM141 171V172H142ZM61 172V171H60ZM83 172H81V173H83ZM87 172V171H86ZM86 172H84L85 174H86ZM89 172V171H88ZM88 172H87V174H88ZM91 172H89L90 174V176L92 175L93 177H94V174L92 173L91 174ZM99 172V171H98ZM97 172V173H98ZM115 172V171H114ZM40 173V172H39ZM58 173V172H57ZM83 173V174H84ZM96 173V174H97ZM99 173V174H100ZM105 173V172H104ZM82 174V176H85V175H83ZM95 174V175H96ZM99 174H97V176H95V178L96 177H99ZM100 174V175H101ZM106 174V173H105ZM139 174V173H138ZM155 174V173H154ZM145 175H146V171H145ZM152 175V174H151ZM174 175V176H173ZM237 175L239 176L238 177V179L236 180V177H237ZM62 176V175H61ZM88 175H86V177H87ZM89 176V177H90ZM92 176H91V180L93 179L92 178ZM141 176V175H140ZM156 176V175H155ZM164 176H166V174L164 175ZM66 177V176H65ZM89 177H88V179H89ZM139 177V176H138ZM142 177V176H141ZM152 177V176H151ZM18 178V177H17ZM68 178V177H67ZM66 178V179H67ZM85 178V177H84ZM94 178V179H95ZM158 178V179H157ZM87 179V178H86ZM174 179H175V177H174ZM67 180H69V179H67ZM166 182H165V181ZM181 180V181H180ZM184 180V179H183ZM188 180V181H187ZM79 181V180H78ZM82 181V180H81ZM125 181V180H124ZM148 181V180H147ZM185 181V180H184ZM84 182V181H83ZM82 182V183H83ZM88 182H90V181H88ZM126 182V181H125ZM78 183V182H77ZM87 183V182H86ZM241 183V182H240ZM69 184V183H68ZM79 185L81 184L80 182L78 183ZM124 184V183H123ZM126 185H127V183H125ZM124 184V185H125ZM148 184H150V183H148ZM151 184V185H152ZM76 185V184H75ZM78 185V186H79ZM82 185V184H81ZM124 185H123V187H124ZM125 185V186H126ZM128 185H129V187H128ZM128 185L126 186V187H128V188H130V184L128 183ZM150 185V186H151ZM161 185H162V188H161ZM169 185V186H170ZM174 185V186H175ZM73 186V185H72ZM78 186H77V190H75L76 192H79L81 189H80V186H79V188H78ZM90 186H92V185H90ZM90 186H88V188L90 187ZM226 186V187H227ZM68 187V185L66 184V186H65V188H67ZM71 187V186H70ZM75 187V186H74ZM73 187V188H74ZM83 187V186H82ZM99 187H101V186H99ZM151 187V188H152ZM155 187V188H154ZM165 187V186H164ZM223 187V188H222ZM107 187H105V186H102V191H103V189H104V192L106 193V194H108V193H110L111 191L109 190V189H106ZM125 188V187H124ZM124 188H123V190H121V191H123V193H124ZM128 188H126L125 190H126V192H129V189ZM228 188H230V187H227L226 188V190H228ZM232 188V187H231ZM230 188V189H231ZM75 189H76V187H75ZM229 189V190H230ZM234 189V188H233ZM233 189H231L232 191H233ZM72 190V189H71ZM70 190V191H71ZM74 190V189H73ZM92 190V189H91ZM157 190V191H156ZM159 190V191H158ZM165 190H167V191H169V192H167V191H165ZM110 191V192H109ZM119 191V190H118ZM121 191H119L121 194H119L118 192H115V193H118L120 196L122 195V192ZM148 191V190H147ZM183 191H185V192H183ZM190 191H191V193H190ZM195 191V190H194ZM75 192V193H76ZM146 192V191H145ZM149 193H150V191H148ZM148 192H146V194L148 193ZM152 192V191H151ZM153 192H152V194H153ZM158 192H159V194H158ZM196 192V191H195ZM195 192H193V193H195ZM217 192V193H218ZM60 193V192H59ZM72 193L74 194V192L72 191ZM92 193V192H91ZM98 193H100L102 196H105L104 198L106 199V197L108 196H106L105 194L103 195L102 193H101V191L99 190V192H97L96 194H97V196H96V198H95V200L98 198ZM165 193V194H166ZM178 193V192H177ZM197 193V192H196ZM228 193V192H227ZM23 194H25V193H23ZM70 194H71V192H70ZM145 194V196H149L148 198L149 199H151L150 197L152 196V194H151V196L150 195H146ZM183 194V195H182ZM223 194V193H222ZM72 195V194H71ZM112 195H114V194H112ZM112 195H110V196H112ZM138 195V194H137ZM144 195V194H143ZM154 195V194H153ZM215 195V194H214ZM221 195V194H220ZM73 196H75V194L73 195ZM115 196H117L116 194H115ZM119 196V197H120ZM124 196V195H123ZM127 196V197H126ZM163 196V195H162ZM165 196V195H164ZM217 196V195H216ZM225 196V195H224ZM70 197V196H69ZM76 197V196H75ZM129 197H130V195H127V193L125 194V199L127 200V198H128V200L127 201H132V200H134L135 201V198L136 197H132L133 199L132 200H130L129 199ZM138 197V196H137ZM139 197H140V195H139ZM138 197V199L139 200H141L142 202H144V200H143V198L141 197V199ZM154 197V196H153ZM153 197H152V199H153ZM161 197V196H160ZM169 197H171V196H169ZM195 197V196H194ZM213 197V196H212ZM211 197V198H212ZM218 197V196H217ZM108 199H110V197H107ZM112 198H113V200H112ZM112 198H111V203H114V202H112V201H114V197L112 196ZM116 198V197H115ZM122 200L124 199V197H120ZM120 198L118 199V197H117V200H120ZM215 198V197H214ZM219 199H220V196L218 197ZM218 198H215L214 200L215 201H213L212 202V205H211V209L210 210H212V211H220V200L218 199ZM64 199V198H63ZM100 199H101V197H100ZM124 199V205L126 206L125 207V209H127V210H129V211H132L133 212V214L134 213H136V214H134V216L132 215V212H129V213H131V215H128V216H133L132 217V219L134 220V221H136V219L135 218H137V220H139V219H141V220H139V222L138 223H140V224H142L143 223V221H142V219H144V218H146V217H149V218H155V217H160L159 218V220H161L162 221V219L163 218H161V217H164V216H162L163 214H161V213H158V212H156V210H157V208H158V206H156V204L155 203H153L152 204V207H154V204H155V206H156V210H154V209H152L151 208V206L149 207V208H143L144 206H145V204H147V203H144V206H137V205H139V204H143V203H139L138 204V202L137 201H135V204L133 205V207H132V205L130 206V204H132V202L131 203H129V202H126V200ZM137 198H136V200H138ZM168 199L169 200H171V201H168ZM218 199V200H217ZM222 199V198H221ZM62 200V199H61ZM66 200V199H65ZM69 200H70V198H69ZM117 200H115L116 202H117ZM121 200V201H122ZM39 200H37V202H38ZM72 201V200H71ZM101 201V200H100ZM133 201V202H134ZM141 201H139V202H141ZM57 202H59V201H57ZM60 202H62V201H60ZM64 202V201H63ZM89 202V201H88ZM104 202V201H103ZM115 202V203H116ZM137 202V203H136ZM151 202H152V200H151ZM155 202V201H154ZM69 203H70V201H69ZM110 203V202H109ZM114 203V206H115V209H117L118 208V206L116 207V204L118 205V203H116L115 204ZM119 203H123V201L122 202H120L119 201ZM127 203H129V204H127ZM62 203H59V205H61ZM67 205L66 206H68L69 204L68 203H66ZM73 203L71 202V205H72ZM127 204V205H126ZM137 204V205H136ZM157 204H158V201H157ZM32 205V204H31ZM30 205V206H31ZM59 205L58 206H55L56 207V211H58V210H61V211H63L62 210V208H65L66 206L64 205V207H63V204L60 206L61 207V209H59V208H57V207H59ZM70 205V206H71ZM111 206H112V204H110ZM121 206H122V208H123V204H120ZM159 205V204H158ZM210 205V204H209ZM13 206H14V204H13ZM70 206H68V207H70ZM95 205H92V207H94ZM128 206V207H127ZM160 206V205H159ZM167 205H165V207H166ZM222 206V205H221ZM15 207V206H14ZM67 207V208H68ZM87 207V206H86ZM98 207H100V206H97V208ZM102 207V206H101ZM108 207V206H107ZM132 208V209H130V208ZM146 207H147V205H146ZM30 208H32V207H30ZM90 208H91V206H90ZM89 208V209H90ZM96 208V209H97ZM106 210H107V212L108 211H112V207L110 208L111 210H108L109 208H106V207H104ZM120 209V207L118 208V209H120V211H122L123 209ZM151 208V209H150ZM162 208L164 209V206H162ZM58 209V210H57ZM93 209H95V208H93ZM104 209V210H105ZM117 209V210H118ZM163 209H161V211L163 210ZM36 210V209H35ZM37 210H39V209H37ZM40 210H41V208H40ZM67 210V209H66ZM103 210V209H102ZM102 210H99V208H98V210H95V211H101V213L103 214V211ZM105 210V211H106ZM126 210V211H127ZM158 210H160V209H158ZM33 211V210H32ZM56 211L54 212L55 214H57L56 213ZM61 211H59V214H60V217L63 215L64 216V214H66L65 212H64V214H63V212H62V214H61ZM73 211V210H72ZM90 210H88V212H89ZM119 211V212H120ZM124 211V210H123ZM126 211H124V212H126ZM161 211H159V212H161ZM174 211V210H173ZM179 211V210H178ZM177 211V212H178ZM28 212V211H27ZM44 212H46V211H44ZM87 212V213H88ZM98 212H94V213H97V215H101V213L99 212V214H98ZM113 212V211H112ZM176 212V211H175ZM31 213V212H30ZM71 213V215H72V212H70ZM111 213V212H110ZM28 214V213H27ZM38 214H40V213H38ZM38 214H37V216H38ZM42 214V213H41ZM54 214V215H55ZM76 215L78 214V212L77 213H75ZM89 214V213H88ZM93 214V213H92ZM91 214V215H92ZM106 214V213H105ZM109 214V213H108ZM113 214V213H112ZM111 214V215H112ZM116 214V213H115ZM173 214V213H172ZM263 214H264V211H263ZM68 215V214H67ZM73 215H74V212H73ZM94 215V214H93ZM100 215L98 216L99 218H100ZM110 215V216H111ZM125 215V214H124ZM126 215H127V212H126ZM166 215V214H165ZM180 215H182V213H180ZM46 216V215H45ZM78 216V215H77ZM88 216V215H87ZM109 215L108 216H105L104 215V218L105 217H107V220H108V218L110 217ZM113 216H114V214H113ZM116 216H118L117 214H116ZM115 216V217H116ZM120 216V215H119ZM118 216V217H119ZM177 216V215H176ZM183 217H184V215H182ZM199 216V215H198ZM33 217V216H32ZM38 217H40L39 219H41V216L39 215ZM56 219H58L59 218V216H58V214L56 215ZM69 217H70V215L68 216V219H69ZM97 217V216H96ZM96 217H93L94 218V220L96 219ZM101 217H103L102 215H101ZM114 217V218H115ZM117 217V219H116V223H120V218L122 219V217H120V218H118ZM125 217H127V216H125ZM135 217V218H134ZM186 217V216H185ZM18 218V217H17ZM34 218V217H33ZM43 218V217H42ZM46 218V217H45ZM45 218H43V219H45ZM62 218V217H61ZM61 218H59L58 219V221L59 220H61ZM71 218L72 219H70L71 221H73V224H74V222L76 221L75 220V217L73 218L72 216H71ZM83 218V217H82ZM90 218V217H89ZM98 218V220L97 221H99V222H101L100 221V219ZM112 218V217H111ZM111 218H110V220H111ZM131 218V217H130ZM200 218V217H199ZM43 219H41V220H43ZM55 219V220H56ZM79 219V218H78ZM77 219V220H78ZM88 219V218H87ZM86 219V220H87ZM106 219V218H105ZM114 219V220H115ZM124 219V218H123ZM123 219H122V225H123ZM152 219V220H153ZM35 220V219H34ZM41 220H39L38 222L40 223L41 222ZM75 220V221H74ZM85 220V221H86ZM91 220V219H90ZM103 220V219H102ZM110 220L108 221V222H110ZM152 220H150V221H152ZM155 220V219H154ZM158 219L156 220V221H158V222H160ZM79 221V220H78ZM89 221V220H88ZM87 221V223H88V225H86V227L85 226H83V227H79V228H81V229H83L82 231H81V229H80V232L81 233H83L84 232V230H85V232L86 231H88L89 229V227L88 226H90V230H92L91 228V225H93L94 223H96V222H91V221H89L88 222ZM93 221V220H92ZM104 221V220H103ZM119 221V222H118ZM124 221H125V219H124ZM50 222V221H49ZM112 222V221H111ZM129 222V221H128ZM137 222V221H136ZM142 222V223H141ZM46 223V222H45ZM89 223L91 224V225H89ZM93 223V224H92ZM98 223V222H97ZM96 223V224H97ZM102 223V222H101ZM100 223V224H101ZM103 223H105L106 224V222L104 221ZM102 223V225H100L99 224V228H101L102 226L103 227H105L106 225L105 224H103ZM152 223V222H151ZM243 225H242V227H243V229H242V231L244 232V234L245 233H249V232H251L252 230H253V227H254V225H253V223L252 222H250L248 219L247 220H244L243 222ZM67 224H68V222H67ZM75 224L77 225L78 224V222H75ZM74 224V225H75ZM85 224H86V222H85ZM130 224V223H129ZM135 224V223H134ZM140 224H137V225H140ZM144 224V223H143ZM152 224H154V223H152ZM59 225V224H58ZM70 225V224H69ZM111 225H112V223H111ZM120 225H121V223H120ZM120 225H118V227L120 226ZM132 225V224H131ZM45 226V225H44ZM62 226H65V225H62ZM68 226V225H67ZM72 226V225H71ZM110 226V225H109ZM133 226V225H132ZM199 226V225H198ZM70 226H68L67 228H69ZM85 227V228H84ZM97 227V230L95 229L96 228V226H95V231L97 232L98 231V228ZM107 227H108V224H107ZM111 227V226H110ZM121 228H122V226H120ZM131 227V226H130ZM141 227H143V228H145L143 225L141 226ZM140 227V228H141ZM151 227H152V225H151ZM166 227V226H165ZM192 227V226H191ZM34 228V227H33ZM41 228V227H40ZM64 228V227H63ZM72 228V227H71ZM79 228H78V230H79ZM123 228H126V227H123ZM122 228V229H123ZM153 228H154V226H153ZM44 229H45V227H44ZM105 229V228H104ZM108 228H106V231L108 232V233H106V234H110V233H112V232H110L109 230H113L112 229V227H111V229L109 228L108 230H107ZM132 229V228H131ZM135 229V228H134ZM155 229V228H154ZM33 230V229H32ZM64 230V229H63ZM62 230V231H63ZM65 230H67V229H65ZM90 230L88 231V234L87 233H85L86 235H84V233L82 234L83 235V237L84 238H81V233H80V236L77 234V237H79L80 239H81V241H83V240H85V236L87 237L88 235H90L91 236V233H93V231L94 230H92V232L89 234V232H90ZM103 229H99V231H102ZM127 230V229H126ZM140 230V229H139ZM138 230V231H139ZM142 230H144V229H142L141 228V230H140V232L142 231ZM75 231V230H74ZM77 231V230H76ZM98 231V232H99ZM130 231V230H129ZM32 232V231H31ZM40 232H42V229H41V231ZM44 232V231H43ZM97 232V233H98ZM114 232V231H113ZM133 232V231H132ZM131 232V233H132ZM143 232V231H142ZM209 232V231H208ZM208 232L206 233V232H199V231H197L196 230V228L194 229V228H191V229H189V230H186L185 228H182V229H180L179 230V233H177L178 234V237H179V239H178V246H180L182 249L184 248L185 250H186V254L188 255V257H193V256H195L196 254L197 255H200V257L202 256L201 254V251H203L205 248H206V246H207V237H208ZM242 232V233H243ZM35 233V232H34ZM39 233V232H38ZM66 233V232H65ZM79 233V232H78ZM104 233V230H103V232H101V234L104 236V237H106L105 236V234H103ZM130 233V232H129ZM134 233V232H133ZM25 234V233H24ZM63 234V233H62ZM72 234V233H71ZM96 235L95 233L93 234V235H96V237L94 236L93 237V235H92V238H91V241H92V239L93 238H97L98 240H99V242H100V240H102V239H106V241H107V243L106 244H108V243H111L112 241L110 240V239H107V237H109V236H107L106 238H102L101 236L102 235ZM138 234V235H137ZM141 233H135V235L137 236V238H136V236H135V241L132 243L133 245H134V243H135V250L133 251V252H135V254H134V257H127V256H125V255H123V253H122V250H118V253L117 254H119L118 255V259H117V261H116V263H112V264H163V262H165V261H167L166 260V258H167V255H166V252H167V250L165 251V249H163V248H161V247H157V244L154 242V236H153V233H152V228H150V230L148 231V233L146 234V232L144 231L142 234H141V236H139ZM176 234V235H177ZM249 234H252V233H249ZM36 235V234H35ZM53 235V234H52ZM111 235H113L112 237H114V239H115V233H112ZM118 234H116V236H117ZM133 235V234H132ZM24 236V235H23ZM51 236V235H50ZM119 236V235H118ZM118 236L116 237V241H120L121 240V242H122V244L124 243V242H126V241H124L123 242V240H128L129 241V239L130 238H126V239H122V238H120V236H119V238L120 239H118ZM156 236V235H155ZM235 236H237V235H235ZM28 237V236H27ZM29 237H30V235H29ZM111 237V236H110ZM126 237V236H125ZM51 238L53 239V240H55V238L54 237H52L51 236ZM57 238V237H56ZM74 238V237H73ZM30 239V238H29ZM35 239V238H34ZM49 239V238H48ZM80 239H77V240H80ZM83 239V240H82ZM89 239V238H88ZM96 239V240H97ZM76 240V239H75ZM95 240V239H94ZM93 240V242H95ZM97 240V241H98ZM36 241V240H35ZM46 241V240H45ZM49 241V240H48ZM47 241V242H48ZM51 241V240H50ZM49 241V242H50ZM85 241H88V240H85ZM89 241H90V239H89ZM87 242L89 245H92L93 243L92 242ZM96 241V242H97ZM103 241V243L102 242H100V243H102L103 245H105L104 244V241L105 240H102ZM110 241V242H109ZM119 241L118 242H116V243H119ZM28 242H30V241H28ZM44 242V241H43ZM47 242H45V243H47ZM53 242V241H52ZM51 242V243H52ZM56 242V241H55ZM95 242V244L96 245H98L97 243ZM114 242H115V240H114ZM131 242V241H130ZM30 243H32V242H30ZM33 243H34V241H33ZM45 243H42V245L43 246H38L39 247V249L41 248V249H43L42 247H44L45 246ZM78 243H81L80 241H78ZM77 243V244H78ZM86 242L84 243V245H85V247H87L88 246V244H87ZM91 243V244H90ZM113 243V242H112ZM111 243V244H112ZM127 243V242H126ZM101 244V248H102V245ZM39 245V244H38ZM48 245V244H47ZM52 245H53V243H52ZM82 245V244H81ZM84 245H82V247L84 246ZM110 245V244H109ZM108 245V246H109ZM121 245V244H120ZM119 245V246H120ZM131 245V244H130ZM27 246V245H26ZM34 246V245H33ZM63 246V245H62ZM65 246V245H64ZM93 246V245H92ZM92 246H90V247H92ZM107 246V247H108ZM115 246H117V245H115ZM118 246V247H119ZM233 246L234 247H237L238 246V239H237V237H234V239H233ZM28 247V246H27ZM78 247H81V246H76V248H77V252H78ZM96 247V246H95ZM98 247H100V244H99V246ZM121 247V246H120ZM122 247H123V245H122ZM134 247V246H133ZM103 248H104V246H103ZM109 248V247H108ZM110 248H112L111 246H110ZM117 248V247H116ZM158 248V249H157ZM7 250H8V248H6ZM5 249V250H6ZM38 249V250H39ZM82 250H80L79 249V252H78V255H80V251H83V250H85V249H87V248H85V249H83V248H81ZM104 249H106V245H105V248ZM104 249L102 250V249H100V251L102 250L103 252H104ZM115 249V248H114ZM121 249H123V248H121ZM37 250V252L38 253H40V251L42 252V254H43V251L42 250H39L38 251ZM43 250H45V248L43 249ZM64 250V249H63ZM97 250H99V249H96V251ZM107 250V249H106ZM109 250V249H108ZM108 250L105 252V254L103 255V257H105V256H107V252H108ZM123 250H125V249H123ZM132 250H133V248H132ZM4 251V250H3ZM34 251H35V249H34ZM34 251H32L31 252V255H28V256H30V259L32 260H29V259H26V261L28 260V261H30L31 263H33V262H35L36 260H37V262H35V263H37L38 264V260L39 259H37V256L38 255H41L40 257L38 256V258H40V260H39V264L42 262L41 261V259L43 258L42 257V254L40 253V254H36L35 255V253H36V251H35V253H34ZM96 251H94V254L95 253H97ZM99 251V252H100ZM113 251V250H112ZM117 251V250H116ZM169 251V250H168ZM183 251V250H182ZM181 251V252H182ZM47 252V250L44 252V253H46ZM86 252V251H85ZM85 252H84V257H88L89 256V254H91V256H92V258H93V255L94 254H92L93 253V248H92V253H88V255H87V253H86V256H85ZM98 252V253H99ZM102 252V253H103ZM110 252H111V250H110ZM174 252V251H173ZM180 252V253H181ZM0 253H2V250L0 251ZM3 253H5V251L3 252ZM82 253V252H81ZM97 253V254H98ZM101 253V252H100ZM7 254H8V252H7ZM33 254L35 255V257H36V260H35V257L33 256ZM97 254L95 255V257L97 256ZM109 254V253H108ZM111 254H112V252H111ZM116 254V253H115ZM126 254V253H125ZM128 254V253H127ZM169 254V253H168ZM184 254V253H183ZM182 254V255H183ZM4 255V254H3ZM74 255V254H73ZM75 255H77V254H75ZM100 256H101V254H99ZM114 255V254H113ZM5 256V255H4ZM51 256V255H50ZM69 256V255H68ZM67 256V257H68ZM72 256V255H71ZM81 256H82V254H81ZM100 256H98V257H100ZM1 257V256H0ZM3 257V256H2ZM6 257V256H5ZM26 257V256H25ZM31 257H34V260L31 258ZM77 257V256H76ZM84 257H81L82 259L84 258ZM86 257V258H87ZM94 257V258H95ZM102 257V256H101ZM102 257V258H103ZM114 257H116V256H114ZM168 257H169V255H168ZM187 257V256H186ZM28 258V257H27ZM50 258V257H49ZM71 258V257H70ZM69 258V259H70ZM80 256L79 257H77V259H75L76 261H79L80 259ZM89 258V257H88ZM87 258V259H88ZM91 258V257H90ZM94 258H93V260H94ZM108 258V257H107ZM171 258V257H170ZM67 259V258H66ZM81 259V260H82ZM87 259L86 260H82L83 261V263L84 264H86L87 263ZM99 259V258H98ZM177 259V258H176ZM193 259H195V258H193ZM0 260H1V258H0ZM89 260V259H88ZM91 260V259H90ZM92 260V261H93ZM116 260V259H115ZM2 261V260H1ZM28 261L26 262L27 264H28ZM41 261V262H40ZM64 261V260H63ZM62 261V262H63ZM66 261V260H65ZM71 261H73V262H75L74 261V259H72ZM82 261H80L81 263H82ZM84 261H86V262H84ZM97 261V260H96ZM176 261V260H175ZM13 262V261H12ZM24 262H25V260H24ZM24 262H23V264H24ZM72 262V263H73ZM186 262V261H185ZM184 262V263H185ZM15 263V262H14ZM13 263V264H14ZM30 263V264H31ZM71 263V262H70ZM70 263H66V264H70ZM3 264V263H2ZM12 264V263H11ZM34 264V263H33ZM65 264V263H64ZM88 264V263H87ZM89 264H91V263H89ZM103 264V263H102ZM106 264H110V263H106ZM175 264V263H174ZM186 264H187V262H186Z\"/></svg>", "mask_w": 264, "mask_h": 264}]
</instances>
